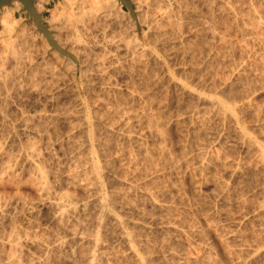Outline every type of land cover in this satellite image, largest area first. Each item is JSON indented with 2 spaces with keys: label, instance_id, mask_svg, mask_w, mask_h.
I'll return each mask as SVG.
<instances>
[{
  "label": "rangeland",
  "instance_id": "obj_1",
  "mask_svg": "<svg viewBox=\"0 0 264 264\" xmlns=\"http://www.w3.org/2000/svg\"><path fill=\"white\" fill-rule=\"evenodd\" d=\"M69 1L68 0H34V6L36 4L35 7H38V9H39L38 14H40L42 23L46 27L48 25L54 26V24H55V26H57L56 24L63 21V17H65L63 22L67 23V26H68L69 21L66 20V16L70 17L69 14H71L70 19H72L74 16H75L74 17L75 19H76V17L78 19H80L79 16L81 15L83 17V19H85V20H87L90 16L93 17V15H94L95 18L94 17L93 18H94L95 22L93 21L92 17H91L92 21L88 20V21H90V23H89V25H90L89 30L90 31L88 30V32H87L84 30H82V31L80 30V31H78L79 35L77 33L75 34L76 31L73 32L72 30H71L72 32L67 33V35L64 33V31H62V33H64L65 37L66 36H68V37L72 36L71 33H73V36L71 38L70 37L65 38L64 35L61 36V37H63V38H61V40H62L61 43H63V45L65 46L64 49H61V50L68 52L72 56V59L74 61V63L71 62L72 64L66 63L68 56L60 54L58 51H56V49L54 50V48H52L50 46V44L47 43L46 37L42 36L43 35L42 33L41 34H40V32L38 33V31L36 30V26L34 25L32 19H30L28 13L23 9L22 5L21 6L19 5L18 9L17 8L15 9V6H14V9L11 10L12 14L10 15V17H12V21L9 24H5L2 22L1 17L3 16V14L1 12H2L4 7H7V6L11 7L13 5V2L10 5H4V7L2 6L0 8V60H2V61H0V64H1L0 66L2 67V68L0 67V81L5 79L6 77L7 78L12 77V79L14 77L13 80L11 79V82L13 83V81H15L16 88L20 86L21 89L23 90V92H22V90L20 92H18V91H16L15 86L13 87L12 85H10L7 88L8 90L5 88L6 91L4 89V92H2L3 90H0V92H2L1 95L2 94L4 95V96L2 95V97H3L2 99H4L7 96L6 101L1 102L2 104L0 103L3 107L2 108L0 106V108L2 109V112H0L1 118H2V121H3V118H5V117L7 118V119L5 118L4 123L6 122L8 125L7 127H9V129H10L12 126L17 125V122L21 117L20 114H22V116H26L28 114H29V116H31L32 114L36 115L37 113H39V114L48 113L49 114L52 110H53V112L58 111V113H65L67 111H65V112H63V111L68 110L70 113L75 114L73 110L77 109L76 111H78L79 106L82 103H84V105H86V107H87V110H89L92 115H94V113H95L94 116L91 115L93 118V120L91 119V121L92 122L94 121L93 123H95V124H93L94 129L93 128L92 129H93V131H95L93 133H95V138L98 142L96 141L97 143H95L93 148L98 149V150L93 149L94 150L93 156H94V159H95V157L98 158V159H96V161L98 162V164L96 162L97 166H99V167H100V165L104 166V168L102 166L99 168L100 169L99 175L101 172H103L100 175V177L102 176V178H103L100 180L101 185H103L101 188H103L102 189L103 193L106 194V196L108 198H106V196H105L106 199L102 200L101 205H103L102 207L105 209L107 204L109 203V201H111V200L113 201L115 199L112 203L113 208L112 207H107V208H110V209H108V211H111L113 214L117 213L115 215L121 221V222L120 221L119 222L121 223L122 227H121V225L119 226L118 223L116 224L115 221H112L109 218H106V220L104 219L105 221L103 222V224H101L103 226H100V224L98 225L97 220L100 218L101 214L99 213V211L97 213L98 215L95 214L97 212L98 208L96 209V207H93V204L91 203L93 198H91V197L84 198L85 194L83 193V189H84L83 184H85V181H83V180H85L86 176H89V173L91 171L90 170L91 165H92L93 161H92L91 153H89V152L87 153L86 148L84 146H79V144H78L79 141L82 140L81 139L82 135L79 132L80 131L79 130V128H80L79 124H81L80 120L72 118L71 120L69 119L70 121L66 120L67 122L66 121H63V122L59 121L58 124H57V122H55L57 125L55 123H52L55 125L56 128H54V126L52 124L45 127L46 129L40 128L43 130V132L39 131L40 134L39 133L38 134L40 135V138L42 136V139L38 138L39 137V136H37L38 134L37 135L35 134L36 136L33 137L34 134L28 132V133H25L26 135L21 134V135H23L22 136L23 138L21 137V135H19L20 137H17L18 138V141H17V139L15 140L14 136L11 135L12 132H10L9 135L11 137L13 136L12 138L14 140L9 139V137H8L9 135L8 136L5 135V133H9V132H7V131L5 132V130H4L3 136L4 137L6 136L7 138L3 137L4 139H2V137H1L2 133H1L0 134V142L2 141L4 143L7 142L8 144H10L8 146V147H10V150L9 151L7 150V152H12V151L17 152V151H19L18 148H20V151H21V147L26 146V144L29 143V141H31V142H32V140L33 141L35 140V142L39 141L37 143L38 146L40 145L39 146L40 148L38 147L39 155L41 154L43 156L40 155L41 161H37L40 164V165H38L39 167L36 165L37 162H35L37 169H35L36 167L33 164V166H32V167H34L33 172H34V169L37 171L39 169L38 174L41 173L40 172V170H41L42 171L41 175L42 174L45 175V173L47 174L46 171H48V174L45 175V177L47 176L45 178V180L47 182V185L49 186L48 189H50L49 190L50 193L48 192L49 197H45L46 199H44V197H43V199L46 200L45 203L43 202L45 206L42 204L40 207H37L38 209H35L34 205H36V203H34V202L35 201L37 202L36 198L41 199L40 195L37 194L38 192L36 191V189L38 187L37 185H39L37 183V182H39V181H37L38 177L40 180V176L38 174H35L37 171H35L33 173L31 170L32 167H28V168L24 167L26 165V163H25V161L22 162V160L18 158L17 153H15V155H17L16 156L17 160L18 159L21 160L20 163L21 162L22 163L18 164L17 162L19 160L18 161L16 160V163L19 165V167H18V165H16V166L13 165L14 159L16 158V157L13 158L14 152L10 153V154H12L13 161H12V159H11V161L9 160L10 162L4 161V165L8 163V165L10 166L9 170L13 169L14 167H16V168H14L13 170H10V172H9V170L5 171L8 169V168H6V167H8V165L7 166L5 165L6 169L3 168V164H2V167H0L1 170L4 169L2 171L0 170V172H1L0 178L2 177L0 179V181H1L0 182V198H1L0 200L3 203L4 201L7 202V201H10L11 199L14 201V199L16 198L14 202L12 201V203L15 206L14 205L11 206L12 207L11 211H8V213H10V214L7 213L9 215V218H11V219L13 218L12 220H14V218H15V220L14 221L11 220L12 221L11 222L9 219V221L7 220L6 223H4L5 221L3 222L4 223L3 226L2 225L0 226V228H1L0 232L4 235L6 234L3 238L8 237L9 234H11V233L13 234V232L17 233L18 231L23 232L25 230H28V221L29 222L31 221V223H33V227L30 228L29 230H31L30 231L31 233H34L33 234L34 235V237H33L34 242L33 241L28 242L29 244L27 243L26 244L27 246L25 245L26 247L23 246L22 252H21L22 253L21 258H23V257L24 258L21 260L20 263L21 264H24V263L25 264H40V262L42 261L43 263L41 262V264H50V263L51 264H55V263L56 264H72V263L73 264H80V262H81L80 260H82V262L84 261L83 264H87L86 263L87 261L85 259L86 257L83 256V254H86V256L88 258V257H90L91 253L94 251V253L97 252L96 254H94V255H96L95 258L99 257L98 260H96L97 258L95 259L96 260V261H94L95 264H97V263L98 264H101V263L102 264H139V261L137 259L139 252H140L139 260L142 257L144 259H146L148 257V258H151L152 264H264V205L262 204V203H264V201H263L264 200V167L261 165L260 162H258L259 158L257 159V157H259V155L256 156L257 152L259 154L260 148L262 149V147H263V150H264V44H262V43H264V0H253V1L252 0H247V1L246 0H240V1L239 0H220V1L219 0H186V1L185 0H165V1L159 0L160 4L162 6H164L165 9H166L167 5L168 6L171 5V7L167 6L168 10H173V11H175V13H177V14L181 13V15H182V18L180 20L179 30L176 32L177 34H175L172 37V42L177 43V44L174 43L176 46H174L175 48L173 47V49H172L173 53H172V50H168V51H166L167 53L166 52L164 53L162 51V48L160 45L155 43L153 39H152L153 42L151 40L148 41V38L146 36V34L148 33L149 30H148V26H146L147 24L144 23V17L141 16L142 13L140 14V8H141V5L145 6V4H146L145 2L149 1V3H151V2L153 3V0H127L132 7L134 17H132L130 15L128 9L122 3H120L119 0H116L119 2V3L117 2L118 5H116V4L114 5L113 0H100L102 3L98 0H93L95 3L92 2V0L91 1L90 0H83V1L82 0H69ZM82 2H84V3H82ZM104 2H105V4L106 3H108V4L105 5ZM216 2H218V3L220 2V3L218 4ZM72 3H73V5H72ZM138 4H140V5H138ZM187 4H188V6H187ZM208 4L210 7L208 6ZM97 5H99L100 7ZM252 5H253V7H252ZM137 6H140V7H137ZM64 7H66L65 11H64ZM222 7L223 8L225 7L224 8L225 10ZM56 8L58 9V11H60V12L62 11L63 13H60V12L57 13L58 11ZM227 9H229V11ZM53 10H56V12L54 11L56 13L54 15H52ZM81 10L83 12H85V14ZM177 10L180 12H178ZM254 10L257 12H255ZM67 11H68V13H67ZM91 11H92V14L89 13ZM104 11L107 12L108 14L104 13ZM116 11H117V13H116ZM195 11H196V13H195ZM251 11H253V12H251ZM73 12H74V16H72ZM236 12H238V13H236ZM66 13H67V15H66ZM78 13H79V15H78ZM61 14H63L62 15L63 17L60 16ZM122 14L123 15L125 14L124 15L125 18L123 17ZM50 15L53 17L55 16L53 19L54 22L52 21V24L49 22V19L52 18ZM86 15H87V17H86ZM210 15H211V20H210ZM104 16H105V18H104L105 20L102 19ZM135 16L137 17V19L139 18L138 20H140L139 25L136 24L138 22H137V20H135L136 19ZM139 16L141 17V19ZM205 16H207V17H205ZM100 17H101V19H98ZM117 17H118V20L121 21L120 23L123 26H124V24H126L124 27L127 30L129 29L128 31L122 30L121 28H119L115 24L114 20L117 19ZM208 17H209V20L207 19ZM252 17H253V19L251 20ZM202 18H204V19L206 18L205 19L206 21ZM212 18H214L215 20H213ZM221 18H222V20H221ZM56 19H57V21H56ZM61 19H62V21H61ZM97 19L99 20L98 22L96 21ZM219 19L221 21H219ZM216 20H218V22ZM254 20H256V21H254ZM133 21L136 23L134 24ZM141 21H143V23ZM200 22H201V24H200ZM132 23H133V25H135V26H133L135 28L130 27V26H132ZM253 24H254V26L255 25L257 26V24H258L260 27L257 26V28L254 29ZM127 25L129 26V28ZM98 26H100V27H98ZM208 26H210L212 28L211 29V30H213V31H211L212 33L210 32V30H208V29H207L208 31L206 30V28H208ZM249 26H250V28H249ZM17 27H19V28H17ZM21 29H22V32H21ZM236 30H237V33L235 32ZM240 30H241V33H240ZM196 31H197V33H196ZM206 32H207V34H206ZM215 32L216 33L218 32V33L216 34ZM203 34H204V36H203ZM112 35H113V37H111ZM22 36H24V37H22ZM132 36L136 37L140 42H143V44L147 46L146 48H148V47H150V48H152V47L156 48L157 47L158 48L159 47L158 49L157 48L156 49L158 50L157 53H159V54H157L158 59L159 60L161 59V60H160V64L154 65V66H152L153 68L152 67L150 68L151 69L150 72L152 71V69L154 71L151 72V78H150L151 83L149 82L148 84H150V86L149 87L147 86V87L150 90L152 89L155 91V93L153 91L154 95H153V98H151V99H153V101L142 98V96H143L142 93L144 92V90L141 86L142 85L141 82H138V80H135V82L137 84L134 83V85L131 86L130 84L127 85L128 80H126L124 78L123 79L120 78L121 79L120 80L119 78H116V77L114 78V76L111 77L112 82L116 83V84L113 83V85H115V86H113V88H115V90L118 91L119 95L121 94V96L122 97L124 96V98H126V100H127V101L125 100L126 104H124V102H121L119 105V108H121V111L123 110V112L127 111L134 118L133 123H134L135 127H132L133 129H131L129 132H127V131L125 132L124 127L123 128L121 127L123 122L121 121L122 119L119 118L120 115H118V114L114 115V111L109 112V110H114V107L117 106L116 102H113V103L111 102V101H116L114 99L115 97L113 98V96L111 94L109 95V93H111V92H109L108 95L105 94L102 97L97 96L100 92L98 90L100 88V86L97 84L99 82L97 79H93L92 77L90 78V85L91 86L93 85L92 88L89 87V85L87 84L88 83L87 81H85V82L83 80H82L83 82L80 81L81 79H79L80 76L78 77V73H80L79 72L80 67H82V66L84 67V64L81 62L83 59V57H82L83 54L81 53L82 51L80 50V45H82V43L84 44L87 42L86 44L88 46L91 45V47H94L93 49L96 52L97 50L99 51V47L97 45L100 42H98V41L103 40L100 43V44H102L104 42V40L105 41H108V40L109 41L110 40L111 41H114V40L117 41V40H119V38H122V37H123L124 41L125 40L129 41L130 40L129 38L133 39ZM246 36H248V37H246ZM41 37H44L46 43L48 44V46H50L49 49H47V47L44 46L46 43L45 44L43 42L41 43V39H42ZM75 38H77L78 41H75L76 40ZM111 38L114 40H112ZM125 38H127V39H125ZM73 39H74V41H73ZM221 39H224V40H221ZM23 40H25V41H23ZM30 40H31V42H30ZM252 40H253V42H252ZM9 41H11L12 43ZM179 41H181V42H179ZM200 41H201V43H200ZM204 41H205V43H204ZM79 42H80V44H79ZM196 42L198 44H195ZM246 42H248V43H246ZM10 43H11V45H10ZM182 43H183V45H182ZM11 46L12 47L14 46L13 49H16L18 52V54H16V57L19 56L17 58V60L15 58H13L14 57L13 55H11V53H12L11 52L12 51ZM192 46L195 47V50L193 52L191 49H189V48H192ZM198 46H200V47L197 48ZM20 47H22V48H20ZM178 47H179V49H178ZM186 47H189V48H186ZM66 48L72 49V51L74 50L75 52L74 51L73 52L77 55V57L74 54L70 53ZM183 48H184V50H183ZM51 49L56 51V53H52L53 51ZM28 50H29V52H28ZM2 51H4V53ZM42 51H43V54H42ZM78 51H79V53H77ZM220 51H221V53H219ZM255 51H256V53H255ZM95 52H94V54L97 53V52L96 53ZM174 53H176V54H174ZM97 55H99V53ZM194 55H196V56H194ZM49 56H51V57H49ZM71 56H70V58H71ZM95 56L96 55H94L93 57H95ZM48 57H49V59H48ZM192 57L194 59H192ZM125 58L126 57H125L124 53L120 52V57H119L118 63L120 64V62H121V65L124 66V68H126L127 66L129 67V58L128 57L126 59ZM13 59H14V62H13ZM15 61L17 63L18 62L19 63L16 64ZM92 61H94V62H92ZM92 61H90V62L91 63L96 62L95 60H92ZM161 61L163 64L161 63ZM62 62H64V63H62ZM210 64H211V66H210ZM55 65L57 67H54ZM218 65H219V67H218ZM42 66H43V69H42ZM69 66H70V68H69ZM38 67H40V68H38ZM26 68H28V69H26ZM33 68L35 69V71L33 70ZM208 68H209V70H208ZM219 68H220V71H219ZM1 69H3V70H1ZM53 69H54V71H53ZM13 71H14V73H13ZM16 71H18V72H16ZM27 71H28V73H27ZM66 71H67V73H66ZM31 72H33V74ZM43 72H44V74H43ZM208 72H209V74H208ZM35 74H36V76H35ZM49 74H51V75H49ZM52 74H54V75H52ZM155 74H157V75H155ZM217 74H220V75H217ZM4 75H5V77H4ZM201 75H202V77H201ZM209 75L211 78L209 77ZM154 78H156V79H154ZM48 79H49V81H47ZM239 79H241V80H239ZM94 80H96V81L93 83H96V84H92V81H94ZM191 80H192V82H191ZM50 81H51V83H50ZM42 82L43 83L45 82V83L43 84ZM125 82H127V83H125ZM154 82H155V84H154ZM38 84H40L39 85L40 87L38 86ZM13 85H14V83H13ZM28 85H29V87H28ZM33 85H34V87H33ZM210 85H211V87H210ZM37 86H38V88H36ZM137 87H139V88H137ZM32 88H33V90H32ZM67 88H68V90H67ZM35 89H37L38 91ZM42 89H44L43 92H41ZM90 89H93V90H90ZM92 91L93 92L95 91L94 94ZM140 91H142V92H140ZM230 91H232V92L230 93ZM133 92L136 96L133 94ZM215 92H217V93H215ZM8 93L10 95H8ZM17 93H19V94H17ZM43 94H45V95H43ZM126 94H128V95H126ZM164 94H166V95H164ZM16 95H18V96H16ZM20 95L21 96L23 95L25 99L23 97H21ZM199 95L200 96L202 95V96L200 97ZM28 96H30V98ZM110 96L112 98H110ZM196 96H199L200 98L196 97ZM128 97H129V100H128ZM206 97H207V99H206V101H204L205 99H203V98H206ZM211 97L213 100H215L217 102H221L222 105L225 104L224 105L225 109H223L224 111H222V109L217 110V108L215 109V108L210 107L211 108L210 109L208 107L207 100H209V99L211 100ZM48 98H50V100ZM74 99L76 101H78L79 103L81 102V104L77 103L76 101H73ZM70 100L74 102L73 103L74 105L72 104V102H70ZM86 100H87V102H86ZM92 100H93V102H92ZM107 100L110 102L108 103ZM201 100H203V101H201ZM148 101L151 102V105L153 104L152 106H150V107L154 108V110H151V112H149L150 109L148 110L147 108H145L146 110H148V112L145 109H142L145 106V103H147ZM40 102H42V104ZM55 102H57V103H55ZM75 103L78 105H76ZM89 103H91V106ZM110 104H112V105H110ZM113 105H114V107H113ZM6 106H7V110L10 112V114L7 110H5ZM110 106H111V108H110ZM230 106L231 107L233 106L232 107L233 110ZM212 109H215V111ZM226 109L228 111H225ZM230 109H231V111H230ZM41 110H43V111H41ZM71 110H72V112H71ZM155 110L160 112V115L158 114L157 116H159V117H157V118H159V119L161 118L159 121L161 122V125L163 124L162 126L165 129V135H164L165 138H162V136H158L157 133H155V132H150L149 130H147L144 127V124H142V122H143L142 121L143 120L142 115H144L143 112L146 111L145 113H152V111L156 112ZM59 111H61V112H59ZM92 111H94V112H92ZM95 111H97V112H95ZM101 111H103V112H101ZM220 111H221V113H220ZM236 111L238 114L236 113ZM5 112H6V114H5ZM99 112L102 113L101 114L102 116L99 115ZM107 112H109V113H107ZM96 113L98 115H96ZM103 113L104 114L106 113V114L104 115ZM204 113H205V115H204ZM215 113H217V114H215ZM14 114L19 119H16L17 117L14 116ZM161 114H163V115H161ZM19 115H20V117H19ZM9 116H11V117H9ZM12 116H14V117H12ZM109 116H111V117H109ZM232 116H234V117H232ZM237 116H238V118H237ZM112 117L115 119H113ZM189 117H190V119H189ZM191 117H192V119H191ZM15 119H16V121H15ZM119 119H121V120H119ZM196 119H198V120L196 121ZM240 119H242V120H240ZM72 120H73V122H72ZM2 121L0 120V122H1L0 131L3 132V129H1ZM114 121H115V123H114ZM120 121L122 122L121 125H120ZM69 122L72 125L73 124H75V125L72 126V125H70ZM99 122L101 124H98ZM112 122H113V124H111ZM76 123H78V124L76 125ZM99 125H101V126L99 127ZM103 126H105V127H103ZM120 127H121V129H120ZM243 127L245 128V130H243ZM112 128L115 130H112ZM11 129H13V127ZM40 129L38 128V130H40ZM44 129H45V131H44ZM51 129H54L57 131H54V130L52 131ZM49 130H51V131H49ZM240 130H241V133L238 132ZM46 131H47V133H46ZM75 131H76V133H75ZM99 131L101 134L99 133ZM115 131H117V132H115ZM246 131L249 133H246ZM48 132L50 133L51 136L48 134ZM96 132H98L99 134H97ZM104 132H105V134H103ZM146 132H147V134H146ZM73 133H74V135H73ZM144 133L146 136L144 135ZM252 133L255 137L252 135ZM69 134H70V136H69ZM71 134L74 137H76V136H78V137L74 138ZM78 134L80 135V137ZM107 135L108 136L110 135L109 139H107L108 138ZM111 135L113 137V143H112ZM129 135L134 137L132 145L127 144L124 141V139L127 138V137L124 138V136H129ZM43 136H45V137L47 136V137L45 138ZM97 136H99V138ZM242 136H244V137L242 138ZM118 137H119V139H118ZM132 137H130V138H132ZM145 137L147 140L145 139ZM19 138L21 140H19ZM47 138H49V139H47ZM79 138H80V140H78ZM37 139H39V140H37ZM74 139L77 141H75ZM105 139L109 140V142L111 141L110 142L111 144L108 143L109 145H106L108 141ZM244 139H245V141H244ZM3 140H5V141H3ZM11 140L14 142V145L16 144L15 146L13 144H11L12 143ZM45 140H46V142H45ZM22 141H24V142H22ZM72 141L75 142V144ZM2 142L0 143V145L3 144ZM17 142H19L18 145H17ZM102 142H104L106 147L103 145ZM135 142H136L137 146L135 145ZM138 143H140L142 145H140ZM238 143H239V145H238ZM245 143L250 144L251 146L247 145ZM11 145H13L14 147H12ZM98 145H100V147ZM101 145H102V148H101ZM232 145H233V147H235V150L232 147ZM125 146H126V149H125ZM227 146H229V147H227ZM257 146H258V148H257ZM82 147H84V148H82ZM98 147L101 149V151ZM110 147H111V149H110ZM127 147H129V148L127 149ZM27 148H28V144L26 146V150H27ZM44 148H45V150H44ZM108 148H109V150H108ZM117 148L120 150L117 151ZM122 148L124 150H127V151L129 150L128 152L131 151L130 153L132 154V156L130 153H128L129 155H127L126 154L127 152L123 151ZM220 148H221V150H220ZM102 149H104V151ZM140 150H144V152L140 151ZM69 151H71V152H69ZM77 151H79V152H77ZM81 151L84 153H82ZM201 151H202V153H201ZM21 152H20L21 154L19 153L21 155V157L24 154H26L25 158L28 159L27 157L29 156V149L26 152L23 150ZM95 152H97V153L95 154ZM118 152L119 153L121 152V153L119 154ZM138 152L141 155V157L138 154ZM144 153L152 155V158H153L152 159L153 160L152 165L153 166L151 164L149 165L148 163H145L146 161H144V156H143ZM206 153H207V155H206ZM78 154H79V156L81 154V156L80 157L77 156ZM227 155H229V156L227 157ZM75 156H77V157H75ZM129 156H131L133 158H131V157L129 158ZM117 157L118 158L121 157L120 159H122L123 157L124 158L122 159V161L119 159V163H118ZM170 157H173V158H170ZM255 157L258 161L255 160ZM73 158H75V159H73ZM132 159H134V161ZM164 159H165V161H164ZM39 160H40V158H39ZM85 160H87V161H85ZM131 160H132V162H131ZM75 161H77V162H75ZM127 161L131 162L129 164H132V163L133 164L129 165ZM253 161L255 163H252ZM256 161L258 162V164L256 163ZM120 162H122V163H120ZM125 162H126V164H128L127 166H126ZM86 163H89V164L91 163V164L87 165ZM113 163H115V164H113ZM11 164L14 167H12ZM43 164L44 165L46 164V165L44 166ZM84 164L87 165V167ZM257 165H258V168L256 167ZM41 166L43 169L45 168L46 171L43 169H40ZM49 166H50V171L48 170ZM51 166H52V168H51ZM53 166H54V168H53ZM78 166H79V168H78ZM120 166H121V168H120ZM146 166H148V167H146ZM254 166H255V168H254ZM21 167H24L25 170L31 168L28 170V174H27L28 177L25 174V173H27V171H25ZM261 167H263V168H261ZM55 168H56V170H55ZM86 168H87V172L85 170ZM106 168H107V170H106ZM129 168H130V170H129ZM145 169H147V170H145ZM57 170H59V171L57 172ZM81 170H82V172H81ZM135 170H136V172H135ZM18 171H21V172H19L20 175L18 174ZM23 171H25V173H24V175H22V177H20L21 174H23ZM43 171H44V173H43ZM78 171L81 175L80 174L78 175ZM151 171H153V172H151ZM11 172H13L12 175H11ZM253 172L255 174H257L258 176L255 175ZM29 173L32 175H30ZM54 173L57 175L55 176ZM82 173H83L84 177H83ZM242 173H244L245 175ZM3 174H4V176H3ZM13 174H14L16 179H13L14 178V177H12ZM249 174H251V176ZM37 175H38V177H36ZM153 175H154V177H153ZM254 175H255V177H254ZM80 176H82V177H80ZM121 176H123V177H121ZM47 178H48V180H47ZM60 179H63V180H60ZM75 179H77V180H75ZM159 180H161V181H159ZM154 181H155V184L153 183ZM147 183H148V185H147ZM135 185H136V187H135ZM151 185L154 187L150 188ZM104 190H106V191H104ZM155 191H156V193H155ZM120 192H121V194H120ZM157 194H159V195L157 196ZM13 195H15V196H13ZM36 195H37V197H36ZM60 195H62V196H60ZM149 195L150 196L152 195L153 197L152 196L150 197ZM123 196H125V197H123ZM128 196L130 197L129 198L130 201L128 200ZM9 197H10V200H8ZM62 197H63V199H62ZM65 197L67 199H65ZM54 198L56 200H54ZM107 199H110V200H108V202L106 204L104 202H105V200L107 201ZM81 200H83V202ZM88 200L90 201V203L92 205L88 206L90 209L88 207H86V209H85L84 205L87 204V202H89ZM131 201H132V203H131ZM145 201H147V202H145ZM161 201H163V202H161ZM62 202H64V203H62ZM65 202H66V204H65ZM116 202H117V204H116ZM32 203H34V204H32ZM58 203H60V206ZM70 203H71L72 208L75 207L73 205H76L78 203L76 205L77 206V208H76L77 212L72 211L73 212V214H72V212H71L72 208H70V211H68L69 209L66 207H70ZM73 203H75V204H73ZM82 203H84V204H82ZM90 203H89V205H90ZM120 203H122V204H120ZM161 203H162V205H161ZM64 205H67V206L64 207ZM27 206H28V208H27ZM82 206H83V208H82ZM124 206H126V207H124ZM14 207H15V209H14ZM46 207H48V208H46ZM80 208L84 209L85 212L83 210H81ZM111 208L113 209V211L111 210ZM32 209H34V210H32ZM64 209H66L68 212H65ZM166 209H168L169 213H167L168 211L166 212ZM171 210L175 213H172ZM78 211H79V213H78ZM102 211L107 212V210H102ZM12 212H14V213H12ZM15 212H16V214H15ZM57 212H58V214H57ZM83 212L85 213L84 215H83ZM92 212H94V213H92ZM141 212L143 214H141ZM67 213H68V215H67ZM10 215H12V216L10 217ZM86 215L88 216V218H90L89 220H88ZM160 215H161V217H160ZM62 216H64V217H62ZM81 216H82V219H84L83 221L81 219ZM96 216H99V218ZM127 216H128V218H127ZM37 218H38V220H37ZM61 218H63V219H61ZM85 218H87V219H85ZM35 219H36V221H35ZM74 219H75V221H74ZM54 220H55V222H54ZM86 220H87V222H86ZM90 220H92V221H90ZM16 221H17V223H16ZM76 221H77V223H76ZM166 221L167 222L169 221L168 222L169 224ZM62 222H64V224ZM73 222L75 224H77L76 227H75V224ZM81 222H83V223H81ZM88 222H89V224H88ZM147 222H149V223H147ZM85 223L88 225H86ZM125 223H127V224L124 227ZM161 223L163 224L162 227H161V225H162ZM165 223L167 224L166 225V228L168 227L167 229H165V226H164ZM25 224H26V226H25ZM78 224H79V226H78ZM128 224H130V225H128ZM134 225L136 226L137 230H136ZM15 226L17 227V229ZM19 226H20V228H19ZM81 226L83 228L82 230H81ZM85 226L88 230L87 229L85 230V228H84ZM127 226H128L129 230L126 229ZM69 227H72V228H70L71 230L69 229ZM101 227L104 228V230L106 232ZM48 228H49V230H48ZM105 228H107V229H105ZM169 228L171 230H169ZM72 229H74V230L72 231ZM15 230H17V231H15ZM41 230H43V231H41ZM83 230H84V234L87 231H88V233H86V234H89V233L90 234L89 235L85 234V236H83L84 237L83 238L81 236V235H84V234H82ZM117 230H119V231H117ZM165 230H168L167 231L168 234L166 233ZM4 231H6V233H4ZM9 231H11V232H9ZM120 231H123L126 234H129L131 232L130 236H132L131 238H133V239H135L138 236V238H136L135 240L132 239V243H131L130 248H129L130 245H127L126 242H125V244H126L125 245L124 241L121 240L120 237H118V236H120V233H119ZM171 231H172V233H171ZM182 231H183V233H182ZM39 232H41V233H39ZM188 232L191 235L188 234ZM46 233H48V234L46 235ZM75 233H77V234H75ZM94 233L95 234L97 233V235L99 234L98 235L99 237L94 235ZM106 233H107V235H106ZM132 233L133 234L135 233V234L133 235ZM67 234H69V235H67ZM113 234L116 236L113 237ZM145 234L148 235L149 237L146 236ZM93 235L95 236V238H93L94 237ZM135 235H137V236H135ZM260 235H261V237H260ZM262 235H263V237H262ZM42 236H44V237H42ZM91 236H93V237H91ZM141 236H142V238H141ZM257 236H259V238ZM96 237H97L96 241L99 243V245H97L98 244L97 242H96L97 244H95V245H94V243H92L93 240L96 239ZM78 238H80V239H78ZM89 239L92 240V242H90ZM99 239L101 242H99ZM120 240L122 243L120 242ZM85 241H88L89 244L90 243L91 244L89 245V244H87L88 242H85ZM32 242L34 243V245L32 244ZM36 242H38V244ZM164 242H167L168 244H166ZM71 243L72 244L75 243V244L72 245ZM81 243H82V245L85 243L86 246L84 244L83 245L84 247H83L81 245ZM189 243L191 244V246ZM147 244H148V247H147ZM93 245L94 246L97 245V246L93 247ZM164 245L166 247L167 246L168 247L166 248ZM80 246L84 250H87V249L89 250V251L87 250L88 252H85L82 255L80 254V256H83V257H80L79 255L77 257L76 251L78 250V248ZM92 247H93V249H91ZM149 247H150V250H149ZM151 247L153 248V250ZM141 248L144 249V251ZM52 249H53V251H52ZM74 249L75 250L77 249V250L75 251ZM133 249H135V252ZM39 250H41V251H39ZM58 250H60V251H58ZM258 250H259V252H258ZM61 251H63V252H61ZM64 251L68 252L70 256L68 255V253H64ZM53 252H55V253L53 254ZM75 252H76V254H74ZM135 253H138V254H135ZM148 253L149 254L151 253V254L149 255ZM172 253L174 254V257H173ZM40 254H41V256H40ZM63 254H65V257ZM169 254L171 256H169ZM29 255H30V257H29ZM71 255H72V258H71ZM97 255H100V256H97ZM149 256H151V257H149ZM66 257H68V258H66ZM82 258H84L85 260ZM148 258H147V260H149ZM152 258L154 260H152ZM184 258H185V260H184ZM25 259H26V261H25ZM44 259H45V262L47 260L48 261L46 263H44ZM70 259H72L71 260L72 262L70 261ZM88 259L90 260V258H88ZM101 259H102V261L100 262ZM110 259H111V261H110ZM38 260H40V261H38ZM56 260H58V261H56ZM76 260H78V261H76ZM178 260H180V261H178ZM73 261H75V263ZM182 261H184V262H182ZM149 263H150V261H149Z\"/></svg>",
  "mask_w": 264,
  "mask_h": 264
},
{
  "label": "bare ground",
  "instance_id": "obj_2",
  "mask_svg": "<svg viewBox=\"0 0 264 264\" xmlns=\"http://www.w3.org/2000/svg\"><path fill=\"white\" fill-rule=\"evenodd\" d=\"M69 1V0H68ZM83 1V0H82ZM91 1V0H90ZM98 1H100V0H98ZM97 1V2H98ZM163 1H165V0H163ZM186 1V0H185ZM220 1V0H219ZM240 1V0H239ZM247 1V0H246ZM253 1V0H252ZM70 2V1H69ZM92 2H94L93 0H92ZM101 2V1H100ZM99 2V3H100ZM118 1H116V0H113V3H114V5L116 4V5H118V3H117ZM138 2V1H137ZM143 2V1H142ZM151 2V1H150ZM170 2V1H169ZM184 2V1H183ZM207 2V1H206ZM209 2V1H208ZM213 2V1H212ZM228 2V1H227ZM58 3V2H57ZM64 3V2H63ZM82 3H84V2H82ZM95 3V2H94ZM102 3V2H101ZM139 3V2H138ZM146 3V4H145ZM144 4H145V6H142L141 5V8H140V14H141V16H143L144 17V23L145 24H147L146 26H148V33L146 34V36H147V38H148V41L149 40H151L152 41V39L154 40V42L155 43H157L158 45H160L161 46V48H162V51L165 53L166 51H168V50H172L173 49V47L174 46H176L175 44H177V43H173L172 42V37L175 35V34H177L176 32L179 30V25H180V20H181V18H182V15H181V13H175V11H173V10H168V8H167V6H166V9L164 8V6H162L161 4H160V2H159V0H153V3L151 2V3H149V1L148 2H145ZM163 3V2H162ZM166 3V2H165ZM177 3V2H176ZM180 3V2H179ZM194 3V2H193ZM216 3H218V2H216ZM220 3V2H219ZM218 3V4H219ZM226 3V2H225ZM240 3V2H239ZM251 3V2H250ZM59 4V3H58ZM89 4V3H88ZM104 4H105V2H104ZM106 4H108V3H106ZM105 4V5H106ZM167 4V3H166ZM185 4V3H184ZM210 4V3H209ZM209 4H208V6H209ZM212 4V3H211ZM237 4V3H236ZM235 4V5H236ZM256 4V3H255ZM19 5L21 6L22 5V3L20 2V1H17V0H14L13 1V5L11 6V7H9V6H7V7H4L3 8V10H2V14H3V16L1 17L2 18V22L3 23H5V24H9L11 21H12V17H10V15L12 14V11L11 10H13L14 9V6H15V9L17 8H19ZM71 5V4H70ZM72 5H73V3H72ZM113 5V6H114ZM138 5H140V4H138ZM170 5V4H169ZM190 5V4H189ZM229 5V4H228ZM249 5V4H248ZM258 5V4H257ZM35 6H36V4H35ZM34 6V7H35ZM78 6V5H77ZM97 6H99V5H97ZM187 6H188V4H187ZM212 6V5H211ZM230 6V5H229ZM245 6V5H244ZM256 6V5H255ZM68 7V6H67ZM70 7V6H69ZM94 7V6H93ZM100 7V6H99ZM98 7V8H99ZM108 7V6H107ZM120 7V6H119ZM137 7H140V6H137ZM168 7H171V5L170 6H168ZM173 7V6H172ZM181 7V6H180ZM207 7V6H206ZM210 7V6H209ZM227 7V6H226ZM234 7V6H233ZM248 7V6H247ZM252 7H253V5H252ZM258 7V6H257ZM261 7V6H260ZM65 8L66 7H64V11H65ZM83 8V7H82ZM194 8V7H193ZM220 8V7H219ZM223 8V7H222ZM225 8V7H224ZM223 8V9H224ZM35 10H36V12L37 13H39V9H38V7H35L34 8ZM44 9V8H43ZM57 9V8H56ZM73 9V8H72ZM79 9V8H78ZM85 9V8H84ZM117 9V8H116ZM120 9V8H119ZM123 9V8H122ZM179 9V8H178ZM234 9V8H233ZM60 10V9H59ZM71 10V9H70ZM77 10V9H76ZM93 10V9H92ZM95 10V9H94ZM139 10V9H138ZM181 10V9H180ZM199 10V9H198ZM197 10V11H198ZM216 10V9H215ZM221 10V9H220ZM225 10V9H224ZM228 11H229V9H227ZM232 10V9H231ZM11 11V12H10ZM56 12V10H53V13H52V15H54V14H56L55 12ZM57 11H58V9H57ZM72 11V10H71ZM82 11V10H81ZM90 11V10H89ZM100 11V10H99ZM106 11V10H105ZM104 11V13H107V12H105ZM118 11V10H117ZM117 11H116V13H117ZM178 11V10H177ZM190 11V10H189ZM193 11V10H192ZM207 11V10H206ZM243 11V10H242ZM246 11V10H245ZM244 11V12H245ZM255 11V10H254ZM60 11H58L57 13H59ZM78 12V11H77ZM83 12V11H82ZM120 12V11H119ZM123 12V11H122ZM178 12H180V11H178ZM199 12V11H198ZM217 12V11H216ZM220 12V11H219ZM223 12V11H222ZM227 12V11H226ZM251 12H253V11H251ZM255 12H257V11H255ZM60 13H63L62 11L60 12ZM67 13H68V11H67ZM67 13H66V15H67ZM84 14H85V12H83ZM89 13H91L92 14V11L91 12H89ZM195 13H196V11H195ZM202 13V12H201ZM218 13V12H217ZM236 13H238V12H236ZM240 13V12H239ZM65 14V13H64ZM73 15L72 16H74V12L72 13ZM77 14V13H76ZM82 14V13H81ZM108 14V13H107ZM136 14V13H135ZM189 14V13H188ZM205 14V13H204ZM211 14V13H210ZM244 14V13H243ZM256 14V13H255ZM63 14H61L60 16H62ZM70 15V17H71V14H69ZM78 15H79V13H78ZM83 15V14H82ZM113 15V14H112ZM115 15V14H114ZM123 15V14H122ZM125 15V14H124ZM123 15V17L125 18V16ZM194 15V14H193ZM222 15V14H221ZM230 15V14H229ZM240 15V14H239ZM51 16V15H50ZM81 16V15H80ZM79 16V18L80 19H78L77 17H76V19L73 17L72 19H70V17L68 16H66V20H68L69 21V23H68V26H67V23H64L63 21H64V19H65V17H63V21H62V19H61V21L62 22H57L58 24H56L57 26H55V24H54V26L52 25H48L47 27H46V29L48 30V32H49V34L51 35V37H52V40H54V42H55V44H56V47L57 48H59V49H64V45H63V43H61V38H63V37H61L62 35H64V33L67 35V33H69V32H74V31H76L75 32V34L77 33L78 34V31H82V30H84V31H87L88 32V30H89V23H90V21H92L91 20V17L92 16H90L87 20H85V19H83V17L81 18ZM120 16V15H119ZM130 16V15H129ZM190 16V15H189ZM208 16V15H207ZM207 16H205V17H207ZM243 16V15H242ZM247 16V15H246ZM52 18L51 19H49V22L52 24V21H53V19H54V17L53 16H51ZM57 17V16H56ZM61 17V18H62ZM86 17H87V15H86ZM93 17H94V15H93ZM92 17V18H93ZM109 17V16H108ZM122 17V18H123ZM136 17V16H135ZM140 17V16H139ZM234 17V16H233ZM95 18V17H94ZM94 18H93V21H94ZM105 18V16L102 18V19H104ZM184 18V17H183ZM200 18V17H199ZM216 18V17H215ZM238 18V17H237ZM242 18V17H241ZM20 19V18H19ZM31 19V18H30ZM98 19H101V17L100 18H98ZM96 20L97 22L99 21V20ZM139 19V18H138ZM137 19V17H136V19L135 20H137V22L138 23H136V22H134L133 21V23L135 24H140V20H138ZM140 19H141V17H140ZM202 19H204V18H202ZM206 19V18H205ZM204 19V20H205ZM208 20H209V17L207 18ZM213 20H215L214 18H212ZM249 19V18H248ZM253 19V17L251 18V20ZM48 20V19H47ZM88 20H90V21H88ZM105 20V19H104ZM184 20V19H183ZM210 20H211V15H210ZM221 20H222V18H221ZM220 19H219V21H221ZM56 21H57V19H56ZM102 21V20H101ZM200 21V20H199ZM203 21V20H202ZM206 21V20H205ZM217 22H218V20H216ZM235 21V20H234ZM254 21H256V20H254ZM29 22V21H28ZM32 22V21H31ZM48 22V23H49ZM54 22V21H53ZM95 22V21H94ZM93 22V23H94ZM106 22V21H105ZM114 22H115V24L119 27V28H121L122 30H127L124 26L126 25V24H124V26L120 23L121 21H119L118 20V17H117V19H115L114 20ZM142 23H143V21H141ZM183 22V21H182ZM213 22V21H212ZM230 22V21H229ZM251 22V21H250ZM15 23V22H14ZM104 23V22H103ZM107 23V22H106ZM133 23H132V26H130V27H133V26H135V25H133ZM207 23V22H206ZM240 23V22H239ZM238 23V24H239ZM183 24V23H182ZM200 24H201V22H200ZM212 24V23H211ZM224 24V23H223ZM237 24V25H238ZM241 24V23H240ZM256 24V23H255ZM94 25V24H93ZM213 25V24H212ZM236 25V24H235ZM16 26V25H15ZM22 26V25H21ZM45 26V25H44ZM110 26V25H109ZM128 26V25H127ZM207 26V25H206ZM205 26V27H206ZM211 26V25H210ZM210 26H208V28H206V30L208 29V30H210V32L211 31H213V30H211L212 28L210 27ZM245 26V25H244ZM253 26H254V24H253ZM252 26V27H253ZM257 26H259L258 24H257ZM257 26L255 25L254 26V29H256L257 28ZM262 26V25H261ZM12 27V26H11ZM28 27V26H27ZM96 27V26H95ZM98 27H100V26H98ZM236 27V26H235ZM247 27V26H246ZM260 27V26H259ZM17 28H19V27H17ZM26 28V27H25ZM32 28V27H31ZM34 28V27H33ZM102 28V27H101ZM116 28V27H115ZM128 28H129V26H128ZM133 28H135V27H133ZM181 28V27H180ZM249 28H250V26H249ZM24 29V28H23ZM238 29V28H237ZM241 29V28H240ZM261 29V28H260ZM72 30V31H71ZM96 30V29H95ZM105 30V29H104ZM119 30V29H118ZM129 30V29H128ZM127 30V31H128ZM204 30V29H203ZM207 30V31H208ZM251 30V29H250ZM9 31V30H8ZM62 31H64V33H62ZM90 31V30H89ZM92 31V30H91ZM11 32V31H10ZM21 32H22V29H21ZM203 32V31H202ZM236 33H237V30L235 31ZM257 32V31H256ZM261 32V31H260ZM25 33V32H24ZM35 33V32H34ZM39 33V32H38ZM125 33V32H124ZM128 33V32H127ZM132 33V32H131ZM146 33V32H145ZM180 33V32H179ZM196 33H197V31H196ZM212 33V32H211ZM216 33V32H215ZM218 33V32H217ZM216 33V34H217ZM240 33H241V30H240ZM32 34V33H31ZM41 34V33H40ZM72 34V36H73V33H71ZM108 34V33H107ZM114 34V33H113ZM144 34V33H143ZM201 34V33H200ZM206 34H207V32H206ZM251 34V33H250ZM259 34V33H258ZM261 34V33H260ZM70 35V34H69ZM79 35V34H78ZM120 35V34H119ZM136 35V34H135ZM223 35V34H222ZM238 35V34H237ZM255 35V34H254ZM253 35V36H254ZM42 36H44V35H42ZM72 36H69L70 38L72 37ZM76 36V35H75ZM125 36V35H124ZM129 36V35H128ZM178 36V35H177ZM203 36H204V34H203ZM206 36V35H205ZM245 36V35H244ZM243 36V37H244ZM22 37H24V36H22ZM31 37V36H30ZM45 37V36H44ZM44 37H41L42 39H41V43L43 42L44 44L46 43V41H45V39H44ZM64 37H65V35H64ZM66 37H68V36H66ZM65 37V38H66ZM68 37V38H69ZM78 37V36H77ZM83 37V36H82ZM92 37V36H91ZM111 37H113V35L111 36ZM118 37V36H117ZM131 37V36H130ZM133 37V36H132ZM231 37V36H230ZM237 37V36H236ZM246 37H248V36H246ZM26 38V37H25ZM36 38V37H35ZM176 38V37H175ZM182 38V37H181ZM197 38V37H196ZM201 38V37H200ZM205 38V37H204ZM233 38V37H232ZM252 38V37H251ZM256 38V37H255ZM259 38V37H258ZM27 39V38H26ZM76 40L75 41H78V39L77 38H75ZM81 39V38H80ZM79 39V40H80ZM90 39V38H89ZM112 39V38H111ZM125 39H127V38H125ZM130 40L129 41H124V39H123V37L122 38H119V40H117V41H115L114 39H112V40H114V41H105L104 40V42L102 43V44H100L101 43V41H103V40H101V41H98V42H100V43H98V47H99V51L96 53L95 51H94V47H91V45L90 46H88L86 43H82V45H80V50L82 51H80L82 54H83V59H82V63L84 64V67L82 66V67H80V73H78V77L80 76V78L79 79H81L80 81L81 82H85V81H87L86 83L89 85V87L90 88H92V86L90 85V78L92 77L93 79H97L99 82L97 83L99 86H100V88L98 89L100 92H99V94L97 95V96H100V97H102V96H104L105 94H107L108 95V93L109 92H111V93H109V95L111 94L112 96H113V98L116 100V101H111L112 103L113 102H116V104H117V106H115L114 107V105H113V107H114V110H109V112L110 111H114V115L116 114H118V115H120V117L119 118H121V119H119V120H121L120 121V125H121V123H122V128L124 127V130H125V132L127 131V132H129L131 129H133L132 127H135L134 126V123H133V117L130 115V113H128L127 111L125 112H123V110L121 111V108H119V105H120V103L121 102H124V104H126L125 103V100H126V98H124V96L122 97L121 96V94L119 95V93H118V91H116L115 90V88H113V86H115V85H113V83L114 82H112V79H111V77H113L114 76V78L116 77V78H124V79H126V80H128V83L127 82H125V83H127V85L128 84H130L131 86H133L134 85V83H136L135 82V80H138V82H141V86H142V88H143V90H144V92L142 93V98H145V99H147V100H152L153 101V99H151V98H153V91L154 90H150L148 87L150 86V84H148L149 82L151 83V72H153L154 70L152 69V71L150 72V68L152 67V66H154V65H158V64H160V60L158 59V55L157 54H159V53H157L158 52V48L156 49V48H154V47H152V48H150V47H148V48H146L147 46L146 45H144L143 44V42H140L136 37H133V39H131V38H129ZM174 39V38H173ZM257 39V38H256ZM21 40V39H20ZM43 40V41H42ZM47 40V39H46ZM65 40V39H64ZM68 40V39H67ZM201 40V39H200ZM208 40V39H207ZM214 40V39H213ZM221 40H224V39H221ZM227 40V39H226ZM233 40V39H232ZM237 40V39H236ZM23 41H25V40H23ZM27 41V40H26ZM29 41V40H28ZM73 41H74V39H73ZM147 41V42H148ZM150 41V42H151ZM174 41V40H173ZM202 41V40H201ZM201 41H200V43H201ZM258 41V40H257ZM9 42H11V41H9ZM21 42V41H20ZM30 42H31V40H30ZM65 42V41H64ZM85 42V41H84ZM124 42V43H123ZM153 42V41H152ZM179 42H181V41H179ZM195 42V41H194ZM212 42V41H211ZM219 42V41H218ZM226 42V41H225ZM252 42H253V40H252ZM260 42V41H259ZM12 43V42H11ZM11 43H10V45H11ZM33 43V42H32ZM47 43H48V41H47ZM45 44L44 46H46L47 47V49H49V47L50 46H48V44ZM89 43V42H88ZM191 43V42H190ZM203 43V42H202ZM204 43H205V41H204ZM223 43V42H222ZM229 43V42H228ZM243 43V42H242ZM245 43V42H244ZM246 43H248V42H246ZM257 43V42H256ZM27 44V43H26ZM72 44V43H71ZM79 44H80V42H79ZM97 44V43H96ZM100 44V45H99ZM147 44V43H146ZM188 44V43H187ZM195 44H198L197 42L195 43ZM221 44V43H220ZM258 44V43H257ZM262 44H264V43H262ZM155 45V44H154ZM182 45H183V43H182ZM193 45V44H192ZM200 45V44H199ZM224 45V44H223ZM251 45V44H250ZM25 46V45H24ZM41 46V45H40ZM95 46V45H94ZM156 46V45H155ZM186 46V45H185ZM201 46V45H200ZM200 46H198L197 48H199ZM221 46V45H220ZM219 46V47H220ZM12 47V46H11ZM14 47V46H13ZM13 47L11 48V55H13L14 57L13 58H15L16 60H17V58L19 57H16V54H18V52H17V50L16 49H13ZM19 47V46H18ZM42 47V46H41ZM73 47V46H72ZM79 47V46H78ZM224 47V46H223ZM237 47V46H236ZM20 48H22V47H20ZM33 48V47H32ZM175 48V47H174ZM186 48H189V47H186ZM212 48V47H211ZM228 48V47H227ZM242 48V47H241ZM19 49V48H18ZM25 49V48H24ZM70 53H72V54H74L76 57H77V55L72 51V49H69V48H66ZM74 49V48H73ZM178 49H179V47H178ZM189 49H191L192 50V52L195 50V47L194 46H192V48H189ZM188 49V50H189ZM232 49V48H231ZM254 49V48H253ZM252 49V50H253ZM5 50V49H4ZM27 50V49H26ZM52 50V49H51ZM55 50V49H54ZM54 50H52L53 52L52 53H56V51H54ZM181 50V49H180ZM183 50H184V48H183ZM187 50V49H186ZM198 50V49H197ZM217 50V49H216ZM230 50V49H229ZM250 50V49H249ZM96 53V54H94V52ZM161 51V50H160ZM161 51V52H162ZM178 51V50H177ZM3 53H4V51H2ZM9 52V51H8ZM28 52H29V50H28ZM40 52V51H39ZM120 52H123L124 53V55H125V57L127 58H129V67L127 66L126 68H124V66H122L121 65V62H120V64L118 63V61H119V57H120ZM162 52V53H163ZM189 52V51H188ZM191 52V51H190ZM197 52V51H196ZM207 52V51H206ZM229 52V51H228ZM253 52V51H252ZM23 53V52H22ZM58 53V52H57ZM77 53H79V51L77 52ZM99 53V55H97ZM167 53V52H166ZM172 53H173V50H172ZM177 53V52H176ZM176 53H174V54H176ZM179 53V52H178ZM198 53V52H197ZM196 53V54H197ZM200 53V52H199ZM212 53V52H211ZM219 53H221V51L219 52ZM245 53V52H244ZM255 53H256V51H255ZM42 54H43V51H42ZM195 54V53H194ZM223 54V53H222ZM221 54V55H222ZM233 54V53H232ZM26 55V54H25ZM94 55H96L95 57H93ZM201 55V54H200ZM213 55V54H212ZM249 55V54H248ZM257 55V54H256ZM37 56V55H36ZM194 56H196V55H194ZM242 56V55H241ZM5 57V56H4ZM11 57V56H10ZM43 57V56H42ZM49 57H51V56H49ZM49 57H48V59H49ZM54 57V56H53ZM52 57V58H53ZM56 57V56H55ZM244 57V56H243ZM23 58V57H22ZM21 58V59H22ZM27 58V57H26ZM32 58V57H31ZM41 58V57H40ZM93 58V59H92ZM125 58V59H126ZM205 58V57H204ZM214 58V57H213ZM224 58V57H223ZM229 58V57H228ZM261 58V57H260ZM4 59V58H3ZM12 59V58H11ZM192 59H194L193 57H192ZM200 59V58H199ZM215 59V58H214ZM92 60H95L96 62L95 63H91L90 61H92ZM0 61H2V60H0ZM38 61V60H37ZM48 61V60H47ZM67 62L66 63H68V64H70L71 62L72 63H74V61H73V59H72V57L70 58V56H68L67 57V60H66ZM165 61V60H164ZM196 61V60H195ZM215 61V60H214ZM11 62V61H10ZM13 62H14V59H13ZM16 62V61H15ZM92 62H94V61H92ZM212 62V61H211ZM9 63V62H8ZM19 63V62H18ZM17 62H16V64H18ZM27 63V62H26ZM47 63V62H46ZM62 63H64V62H62ZM71 63V64H72ZM91 63V64H90ZM161 63H162V61H161ZM15 64V65H16ZM49 64V63H48ZM163 64V63H162ZM1 65V64H0ZM4 65V64H3ZM34 65V64H33ZM32 65V66H33ZM38 65V64H37ZM36 65V66H37ZM46 65V64H45ZM62 65V64H61ZM60 65V66H61ZM126 65V64H125ZM5 66V65H4ZM31 66V65H30ZM50 66V65H49ZM66 66V65H65ZM68 66V65H67ZM170 66V65H169ZM210 66H211V64H210ZM209 66V67H210ZM1 67V66H0ZM45 67V66H44ZM54 67H57L56 65L54 66ZM53 67V68H54ZM73 67V66H72ZM71 67V68H72ZM162 67V66H161ZM206 67V66H205ZM218 67H219V65H218ZM262 67V66H261ZM2 68V67H1ZM8 68V67H7ZM14 68V67H13ZM25 68V67H24ZM31 68V67H30ZM36 68V67H35ZM38 68H40V67H38ZM52 68V67H51ZM65 68V67H64ZM67 68V67H66ZM69 68H70V66H69ZM74 68V67H73ZM82 68V69H81ZM153 68V67H152ZM158 68V67H157ZM163 68V67H162ZM211 68V67H210ZM26 69H28V68H26ZM42 69H43V66H42ZM195 69V68H194ZM207 69V68H206ZM1 70H3V69H1ZM31 70V69H30ZM33 70L35 71V69L33 68ZM66 70V69H65ZM202 70V69H201ZM208 70H209V68H208ZM15 71V70H14ZM14 71H13V73H14ZM53 71H54V69H53ZM57 71V70H56ZM195 71V70H194ZM199 71V70H198ZM205 71V70H204ZM214 71V70H213ZM218 71V70H217ZM219 71H220V68H219ZM2 72V71H1ZM9 72V71H8ZM16 72H18V71H16ZM49 72V71H48ZM51 72V71H50ZM206 72V71H205ZM22 73V72H21ZM27 73H28V71H27ZM26 73V74H27ZM32 74H33V72H31ZM41 73V72H40ZM66 73H67V71H66ZM43 74H44V72H43ZM80 74V75H79ZM154 74V73H153ZM174 74V73H173ZM208 74H209V72H208ZM207 74V75H208ZM216 74V73H215ZM228 74V73H227ZM11 75V74H10ZM19 75V74H18ZM29 75V74H28ZM38 75V74H37ZM40 75V74H39ZM49 75H51V74H49ZM52 75H54V74H52ZM155 75H157V74H155ZM213 75V74H212ZM217 75H220V74H217ZM12 76V75H11ZM16 76V75H15ZM33 76V75H32ZM35 76H36V74H35ZM44 76V75H43ZM59 76V75H58ZM4 77H5V75H4ZM9 77V76H8ZM64 77V76H63ZM156 77V76H155ZM201 77H202V75H201ZM209 77H210V75H209ZM213 77V76H212ZM237 77V76H236ZM3 78V77H2ZM1 78V79H2ZM21 78V77H20ZM28 78V77H27ZM34 78V77H33ZM32 78V79H33ZM60 78V77H59ZM67 78V77H66ZM113 78V79H114ZM211 78V77H210ZM220 78V77H219ZM239 78V77H238ZM11 79H12V77H9V78H5V79H3V80H1L0 81V90H3L2 92H4V89L6 88H8L10 85H12L13 87L15 86V81H13V83H14V85H13V83L11 82ZM13 79H14V77H13ZM12 79V80H13ZM154 79H156V78H154ZM163 79V78H162ZM202 79V78H201ZM222 79V78H221ZM226 79V78H225ZM236 79V78H235ZM34 80V79H33ZM36 80V79H35ZM42 80V79H41ZM83 80V81H82ZM121 80V79H120ZM140 80V81H139ZM198 80V79H197ZM200 80V79H199ZM206 80V79H205ZM239 80H241V79H239ZM22 81V80H21ZM32 81V80H31ZM30 81V82H31ZM47 81H49V79L47 80ZM66 81V80H65ZM69 81V80H68ZM96 80H94V81H92V84H96V83H93V82H95ZM201 81V80H200ZM207 81V80H206ZM236 81V80H235ZM33 82V81H32ZM31 82V83H32ZM56 82V81H55ZM58 82V81H57ZM157 82V81H156ZM165 82V81H164ZM191 82H192V80H191ZM214 82V81H213ZM39 83V82H38ZM43 83V82H42ZM45 83V82H44ZM43 83V84H44ZM47 83V82H46ZM50 83H51V81H50ZM206 83V82H205ZM204 83V84H205ZM225 83V82H224ZM232 83V82H231ZM18 84V83H17ZM33 84V83H32ZM31 84V85H32ZM36 84V83H35ZM49 84V83H48ZM63 84V83H62ZM114 84H116V83H114ZM137 84V83H136ZM154 84H155V82H154ZM153 84V85H154ZM192 84V83H191ZM243 84V83H242ZM40 84H38V86H39ZM52 85V84H51ZM82 85V84H81ZM120 85V84H119ZM123 85V84H122ZM201 85V84H200ZM248 85V84H247ZM38 86L36 87V88H38ZM86 86V85H85ZM148 86V87H147ZM158 86V85H157ZM156 86V87H157ZM160 86V85H159ZM231 86V85H230ZM234 86V85H233ZM244 86V85H243ZM12 87V88H13ZM28 87H29V85H28ZM33 87H34V85H33ZM40 87V86H39ZM82 87V86H81ZM88 87V86H87ZM122 87V86H121ZM125 87V86H124ZM210 87H211V85H210ZM26 88V87H25ZM44 88V87H43ZM49 88V87H48ZM62 88V87H61ZM60 88V89H61ZM130 88V87H129ZM137 88H139V87H137ZM202 88V87H201ZM237 88V87H236ZM6 89H5V91H6ZM15 89H16V91H18V92H20L22 89H21V87L19 86V87H17L16 88V86H15ZM64 89V88H63ZM85 89V88H84ZM96 89V88H95ZM209 89V88H208ZM222 89V88H221ZM226 89V88H225ZM242 89V88H241ZM8 90V89H7ZM32 90H33V88H32ZM35 90H37V89H35ZM43 90L44 89H42V91L41 92H43ZM46 90V89H45ZM48 90V89H47ZM67 90H68V88H67ZM88 90V89H87ZM90 90H93V89H90ZM142 90V91H143ZM196 90V89H195ZM212 90V89H211ZM31 91V90H30ZM38 91V90H37ZM56 91V90H55ZM85 91V90H84ZM134 91V90H133ZM138 91V90H137ZM142 91H140V92H142ZM146 91V92H145ZM218 91V90H217ZM236 91V90H235ZM2 92H0V95H1V93ZM8 92V91H7ZM6 92V93H7ZM22 92H23V90H22ZM69 92V91H68ZM90 92V91H89ZM93 92V91H92ZM95 92V91H94ZM94 92H93V94H94ZM122 92V91H121ZM132 92V91H131ZM223 92V91H222ZM232 91H230V93H231ZM10 93V92H9ZM8 93V95H10ZM39 93V92H38ZM48 93V92H47ZM46 93V94H47ZM77 93V92H76ZM154 93H155V91H154ZM157 93V92H156ZM215 93H217V92H215ZM17 94H19V93H17ZM60 94V93H59ZM63 94V93H62ZM90 94V93H89ZM97 94V93H96ZM133 94H134V92H133ZM202 94V93H201ZM210 94V93H209ZM235 94V93H234ZM3 95V94H2ZM2 95L0 96V103L1 102H5L6 101V99H7V96L4 98V99H2L3 97H2ZM43 95H45V94H43ZM42 95V96H43ZM73 95V94H72ZM119 95V96H118ZM123 95V94H122ZM126 95H128V94H126ZM135 95V94H134ZM156 95V94H155ZM158 95V94H157ZM164 95H166V94H164ZM163 95V96H164ZM198 95V94H197ZM218 95V94H217ZM230 95V94H229ZM232 95V94H231ZM4 96V95H3ZM16 96H18V95H16ZM21 96V95H20ZM71 96V95H70ZM74 96V95H73ZM76 96V95H75ZM79 96V95H78ZM89 96V95H88ZM136 96V95H135ZM138 96V95H137ZM200 96V95H199ZM199 96H196V97H199ZM202 96V95H201ZM200 96V97H201ZM206 96V95H205ZM15 97V96H14ZM21 97H23L24 98V96L22 95ZM29 98H30V96H28ZM53 97V96H52ZM93 97V96H92ZM107 97V96H106ZM118 97V98H117ZM156 97V96H155ZM199 97V98H200ZM218 97V96H217ZM41 98V97H40ZM59 98V97H58ZM73 98V97H72ZM71 98V99H72ZM87 98V97H86ZM85 98V99H86ZM104 98V97H103ZM110 98H112L111 96H110ZM117 98V99H116ZM136 98V97H135ZM165 98V97H164ZM198 98V99H199ZM223 98V97H222ZM25 99V98H24ZM27 99V98H26ZM49 100H50V98H48ZM52 99V98H51ZM55 99V98H54ZM77 99V98H76ZM93 99V98H92ZM109 99V98H108ZM159 99V98H158ZM203 99H205L204 101H206V99H207V97L206 98H203ZM209 99V98H208ZM225 99V98H224ZM83 100V99H82ZM99 100V99H98ZM128 100H129V97H128ZM11 101V100H10ZM18 101V100H17ZM30 101V100H29ZM45 101V100H44ZM47 101V100H46ZM73 101H76L75 99L73 100ZM73 101H71L70 100V102H72V104L74 103ZM80 101V100H79ZM97 101V100H96ZM108 101V100H107ZM127 101V100H126ZM150 101H148L147 103H145V106L142 108V109H145V108H147L148 110H149V112H151V110H154V108L153 107H150V106H152L151 105V102ZM162 101V100H161ZM201 101H203V100H201ZM219 101V100H218ZM224 101V100H223ZM228 101V100H227ZM64 102V101H63ZM62 102V103H63ZM77 103H79L78 101H76ZM86 102H87V100H86ZM92 102H93V100H92ZM99 102V101H98ZM110 101H108V103H109ZM150 102V103H149ZM157 102V101H156ZM7 103V102H6ZM11 103V102H10ZM41 104H42V102H40ZM55 103H57V102H55ZM107 103V104H108ZM141 103V102H140ZM163 103V102H162ZM201 103V102H200ZM229 103V102H228ZM227 103V104H228ZM2 104V103H1ZM0 104V106L2 107V105ZM5 104V103H4ZM3 104V105H4ZM30 104V103H29ZM67 104V103H66ZM76 104V103H75ZM79 104H81V102L79 103ZM83 104V105H82ZM80 106H79V110L78 111H76V110H73L74 111V113L75 114H73V113H70L68 110H64L63 112H65V111H67V112H65V113H58V111L56 112V111H54L53 112V110L48 114V113H46V114H39V113H37L36 115H31V116H29V114L28 115H26V116H22V114H20L21 115V117H20V115H19V117H20V119L14 114V116H16L17 118L16 119H19L18 120V122H17V125H14V126H12L13 127V129H9V127H7L8 125H7V123L5 122L4 123V120H5V118H3V121H2V118H1V113H0V120L2 121V127H1V129H3V132L2 131H0V134L2 133V135H1V137H2V139H4L5 137L3 136V134H4V130H5V132L7 131V132H9V133H5V135H9L10 134V132H12L11 133V135H13L14 136V138H15V140L17 139V141H18V138L17 137H20L19 135H21V134H25V133H32V134H34L33 135V137L34 136H36L38 133L40 134V132H43V130L42 129H40V128H45V127H47V126H49V125H51L52 123H55V122H57V124H58V122L59 121H66V120H71L72 118H74V119H78V120H80V123L81 124H79L80 126V128H79V132L81 133V139L82 140H80V138L78 139V140H80L79 141V146H84L85 148H86V151H87V153L89 152V153H91V156H92V165H91V171H90V173H89V176H86V178H85V180H83L82 178V180L83 181H85V184H83L84 185V189H83V193L85 194L83 197L84 198H86V197H91V198H93V200L91 201V203L93 204V207H96V209L98 208V210H97V212L95 213V214H97L98 213V211H99V213L101 214L100 215V218H99V216H96V217H98L99 219L97 220L98 221V225L100 224V226H103V225H101V224H103V222L106 220V218H109V219H111L112 221H115L116 222V224L118 223L119 224V226L121 225V221L117 218V216L115 215V214H117V213H115V214H113L111 211H108V209H110V208H107V207H112V203H113V201L115 200H111V201H109V203L107 204V202H108V200H110V199H107V201L105 200V202L104 203H106L107 204V206H106V208L104 209L102 206L103 205H101L102 204V200L103 199H106V198H108L107 196H106V194H104L103 193V188H101L103 185H101V179H103L102 178V176L100 177V175H101V173H103V172H101L100 173V175H99V168L102 166L103 168H104V166L103 165H100V167L99 166H97V164H98V162L96 161V159H98L97 157H95V159H94V150H98V149H94L93 148V146L95 145V143H97L98 141L96 140V138H95V133H93V132H95V131H93V127H94V125L93 124H95V123H93L92 121H91V119L93 120V118H92V116H94L95 115V113H94V115H92L91 114V112L89 111V110H87V107H86V105H84V103H82ZM90 104V106H91V103H89ZM93 104V103H92ZM123 104V105H124ZM130 104V103H129ZM136 104V103H135ZM139 104V103H138ZM207 104H208V107L210 108H217V110H221L222 109V111H224L223 109H225V107H224V105L225 104H221V102H217V101H215V100H213L212 99V97H211V100L209 99V100H207ZM6 105V104H5ZM8 105V104H7ZM37 105V104H36ZM48 105V104H47ZM71 105V104H70ZM74 105V104H73ZM76 105H78V104H76ZM94 105V104H93ZM96 105V104H95ZM110 105H112V104H110ZM137 105V104H136ZM195 105V104H194ZM229 105V104H228ZM234 105V104H233ZM236 105V104H235ZM39 106V105H38ZM45 106V105H44ZM43 106V107H44ZM97 106V105H96ZM100 106V105H99ZM129 106V105H128ZM143 106V105H142ZM207 106V105H206ZM70 107V106H69ZM76 107V106H75ZM78 107V106H77ZM104 107V106H103ZM205 107V106H204ZM207 107V108H208ZM231 107V106H230ZM233 107V106H232ZM231 107V108H232ZM238 107V106H237ZM3 108V107H2ZM40 108V107H39ZM56 108V107H55ZM74 108V107H73ZM110 108H111V106H110ZM153 108V109H152ZM210 108V109H211ZM242 108V107H241ZM245 108V107H244ZM5 109V108H4ZM9 109V108H8ZM11 109V108H10ZM43 109V108H42ZM45 109V108H44ZM58 109V108H57ZM61 109V108H60ZM67 109V108H66ZM72 109V108H71ZM91 109V108H90ZM97 109V108H96ZM95 109V110H96ZM102 109V108H101ZM158 109V108H157ZM191 109V108H190ZM203 109V108H202ZM215 109H212V110H214L215 111ZM5 110H7V106H6V109ZM108 110V109H107ZM130 110V109H129ZM128 110V111H129ZM132 110V109H131ZM137 110V109H136ZM146 110V109H145ZM148 110H146L147 112H148ZM232 110H233V108H232ZM235 110V109H234ZM8 111V110H7ZM6 111V112H7ZM11 111V110H10ZM30 111V110H29ZM41 111H43V110H41ZM46 111V110H45ZM141 111V110H140ZM145 111V112H146ZM156 111V110H155ZM225 111H228L227 109L225 110ZM230 111H231V109H230ZM229 111V112H230ZM0 112H2V109L0 108ZM6 112H5V114H6ZM9 112V111H8ZM22 112V111H21ZM37 112V111H36ZM59 112H61V111H59ZM69 112V113H68ZM71 112H72V110H71ZM92 112H94V111H92ZM95 112H97V111H95ZM101 112H103V111H101ZM109 112H107V113H109ZM143 112V111H142ZM145 112H143L144 113V115H142L143 117V122H142V124H144V127L147 129V130H149L150 132H155V133H157V135L158 136H162V138H165L164 137V135H165V129L163 128V124L161 125V122L159 121L160 119L159 118H157V117H159V116H157L158 114L160 115V112L159 111H156V112H153L152 111V113H145ZM159 112V113H158ZM194 112V111H193ZM207 112V111H206ZM43 113V112H42ZM166 113V112H165ZM192 113V112H191ZM220 113H221V111H220ZM228 113V112H227ZM234 113V112H233ZM236 113H237V111H236ZM235 113V114H236ZM9 114H10V112H9ZM35 114V113H34ZM102 113H100L99 112V115L100 116H102L101 115ZM104 114V113H103ZM106 114V113H105ZM104 114V115H105ZM133 114V113H132ZM215 114H217V113H215ZM232 114V113H231ZM238 114V113H237ZM24 115V114H23ZM92 115V116H91ZM96 115H98L97 113H96ZM138 115V114H137ZM161 115H163V114H161ZM195 115V114H194ZM199 115V114H198ZM204 115H205V113H204ZM207 115V114H206ZM14 116H12V117H14ZM113 116V115H112ZM140 116V115H139ZM138 116V117H139ZM213 116V115H212ZM227 116V115H226ZM225 116V117H226ZM231 116V115H230ZM240 116V115H239ZM9 117H11V116H9ZM109 117H111V116H109ZM118 117V116H117ZM197 117V116H196ZM203 117V116H202ZM201 117V118H202ZM218 117V116H217ZM232 117H234V116H232ZM97 118V117H96ZM102 118V117H101ZM108 118V117H107ZM113 118V117H112ZM200 118V119H201ZM204 118V117H203ZM230 118V117H229ZM237 118H238V116H237ZM7 119V118H6ZM13 119V118H12ZM16 119H15V121H16ZM103 119V118H102ZM113 119H115V118H113ZM141 119V118H140ZM189 119H190V117H189ZM191 119H192V117H191ZM199 119V120H200ZM205 119V118H204ZM225 119V118H224ZM227 119V118H226ZM233 119V118H232ZM236 119V118H235ZM14 120V119H13ZM69 120V121H70ZM101 120V119H100ZM99 120V121H100ZM104 120V119H103ZM106 120V119H105ZM198 119H196V121H197ZM239 120V119H238ZM240 120H242V119H240ZM11 121V120H10ZM75 121V120H74ZM139 121V120H138ZM204 121V120H203ZM212 121V120H211ZM231 121V120H230ZM67 122V121H66ZM72 122H73V120H72ZM78 122V121H77ZM106 122V121H105ZM104 122V123H105ZM61 123V122H60ZM70 123V122H69ZM79 123V122H78ZM78 123H76V125L78 124ZM108 123V122H107ZM114 123H115V121H114ZM196 123V122H195ZM56 124V123H55ZM56 124V125H57ZM98 124H101L100 122L98 123ZM103 124V123H102ZM111 124H113V122L111 123ZM243 124V123H242ZM12 125V124H11ZM53 126H54V128H56L55 127V125L54 124H52ZM61 125V124H60ZM70 125H72L71 123H70ZM73 125H75V124H73ZM72 125V126H73ZM97 125V124H96ZM95 125V126H96ZM105 125V124H104ZM137 125V124H136ZM0 126H1V122H0ZM16 126V127H15ZM52 126V127H53ZM69 126V125H68ZM101 125H99V127H100ZM110 126V125H109ZM114 126V125H113ZM140 126V125H139ZM243 126V125H242ZM247 126V125H246ZM58 127V126H57ZM71 127V126H70ZM103 127H105V126H103ZM121 127H120V129H121ZM237 127V126H236ZM38 128L40 129V130H38ZM69 128V127H68ZM93 128V129H92ZM98 128V127H97ZM117 128V127H116ZM139 128V127H138ZM199 128V127H198ZM208 128V127H207ZM46 129V128H45ZM45 129H44V131H45ZM49 129V128H48ZM47 129V130H48ZM65 129V128H64ZM72 129V128H71ZM100 129V128H99ZM107 129V128H106ZM105 129V130H106ZM42 130V131H41ZM52 131L54 130V129H51ZM51 130H49V131H51ZM102 130V129H101ZM112 130H115V129H113L112 128ZM118 130V129H117ZM200 130V129H199ZM203 130V129H202ZM201 130V131H202ZM239 130V129H238ZM243 130H245V128L243 127ZM40 131V132H39ZM54 131H57V130H54ZM67 131V130H66ZM70 131V130H69ZM68 131V132H69ZM97 131V130H96ZM108 131V130H107ZM137 131V130H136ZM248 131V130H247ZM246 131V133H249V132H247ZM59 132V131H58ZM106 132V131H105ZM105 132L103 133V134H105ZM109 132V131H108ZM115 132H117V131H115ZM120 132V131H119ZM118 132V133H119ZM143 132V131H142ZM204 132V131H203ZM238 132H240L241 133V130L240 131H238ZM244 132V131H243ZM46 133H47V131H46ZM45 133V134H46ZM75 133H76V131H75ZM97 134H99L100 133V131H99V133L98 132H96ZM31 134V135H32ZM36 134V135H35ZM37 135V136H39L38 138L39 139H42V136H41V138H40V135ZM48 134L50 135V133L48 132ZM47 134V135H48ZM54 134V133H53ZM101 134V133H100ZM120 134V133H119ZM122 134V133H121ZM125 134V133H124ZM127 134V133H126ZM146 134H147V132H146ZM169 134V133H168ZM207 134V133H206ZM244 134V133H243ZM26 135V134H25ZM28 135V134H27ZM42 135V134H41ZM48 135V136H49ZM57 135V134H56ZM59 135V134H58ZM72 135V134H71ZM73 135H74V133H73ZM72 135V136H73ZM79 135V134H78ZM114 135V134H113ZM144 135H145V133H144ZM155 135V134H154ZM241 135V134H240ZM247 135V134H246ZM251 135V134H250ZM252 135H253V133H252ZM12 136V137H13ZM23 135H21V137H22ZM51 136V135H50ZM69 136H70V134H69ZM100 136V135H99ZM99 136H97L98 138H99ZM102 136V135H101ZM108 136V135H107ZM110 136V135H109ZM109 136H108V138L107 139H109ZM122 136V135H121ZM130 136V135H129ZM129 136H124V138L125 137H127V138H125L124 139V141L127 143V144H131L132 145V142H133V138L134 137H132V136H130V137H132V138H130ZM146 136V135H145ZM149 136V135H148ZM254 136V135H253ZM4 137V138H3ZM9 137V139H13L10 135L8 136ZM11 137V138H10ZM29 137V136H28ZM32 137V136H31ZM43 137H45V136H43ZM47 137V136H46ZM45 137V138H46ZM74 137V136H73ZM76 137H78V136H76ZM76 137H74V138H76ZM79 137H80V135H79ZM111 137H112V135H111ZM172 137V136H171ZM200 137V136H199ZM244 136H242V138H243ZM255 137V136H254ZM7 138V137H6ZM23 138V137H22ZM36 138V137H35ZM72 138V137H71ZM104 138V137H103ZM117 138V137H116ZM202 138V137H201ZM250 138V137H249ZM8 139V140H9ZM28 139V138H27ZM39 139H37V140H39ZM47 139H49V138H47ZM46 139V140H47ZM73 139V138H72ZM101 139V138H100ZM107 139H105V140H107ZM118 139H119V137H118ZM144 139V138H143ZM145 139H146V137H145ZM161 139V138H160ZM204 139V138H203ZM7 140V141H8ZM14 140V139H13ZM19 140H21L20 138H19ZM46 140H45V142H46ZM75 140V139H74ZM117 140V139H116ZM147 140V139H146ZM254 140V139H253ZM252 140V141H253ZM3 141H5V140H3ZM12 141V140H11ZM10 141V142H11ZM25 141V140H24ZM24 141H22V142H24ZM29 141V140H28ZM27 141V142H28ZM43 141V140H42ZM75 141H77V140H75ZM97 141V142H96ZM108 142H107V144L106 145H109L108 143H110L109 142V140H107ZM115 141V140H114ZM143 141V140H142ZM170 141V140H169ZM205 141V140H204ZM244 141H245V139H244ZM258 141V140H257ZM2 142V141H1ZM0 142V143H1ZM16 142V141H15ZM26 142V143H27ZM39 142V141H38ZM38 142H35V140L33 141L32 140V142L31 141H29V143H27L28 144V148H27V150L29 149V156L27 157L28 159H26L25 157V155L26 154H22L23 156L21 157V151L23 150V151H27L26 150V146H27V144H26V146H22L21 147V151H20V148H18V150L21 152H19V151H17V152H14V151H12V152H7V150L9 151L10 150V147H8L10 144H8L7 142H2L3 144H1L0 145V167H2V164H3V168H5L7 165H8V163L7 164H5L4 165V161H6V162H8L9 160L11 161V159H12V161H13V158H15L17 155H15V153H17L18 154V158L19 159H21L22 160V162L23 161H25V163H26V165L24 166V167H32L33 166V164H34V166L36 167L35 169H37V166L38 165H40L39 164V162H37V161H41V157H40V155H39V151H38V147L40 146H38L37 145V143ZM48 142V141H47ZM73 142V141H72ZM105 142V141H104ZM104 142H102L103 143V145L106 147V145L104 144ZM243 142V141H242ZM74 144H75V142H73ZM112 143H113V137H112ZM118 143V142H117ZM121 143V142H120ZM119 143V144H120ZM123 143V142H122ZM144 143V142H143ZM256 143V142H255ZM11 144H13L14 145V142L12 141V143ZM19 144V142H17V145ZM21 144V143H20ZM44 144V143H43ZM111 144V143H110ZM118 144V145H119ZM138 144H140V143H138ZM147 144V143H146ZM226 144V143H225ZM243 144V143H242ZM245 144H247V143H245ZM254 144V143H253ZM13 145H11L12 147H14ZM22 145V144H21ZM24 145V144H23ZM63 145V144H62ZM121 145V144H120ZM123 145V144H122ZM135 145H136V142H135ZM140 145H142V144H140ZM161 145V144H160ZM166 145V144H165ZM224 145V144H223ZM222 145V146H223ZM238 145H239V143H238ZM247 145H250V144H247ZM255 145V144H254ZM258 145V144H257ZM99 147H100V145H98ZM124 146V145H123ZM127 146V145H126ZM126 146H125V149H126ZM137 146V145H136ZM226 146V145H225ZM231 146V145H230ZM251 146V145H250ZM261 146V145H260ZM25 147V148H24ZM44 147V146H43ZM76 147V146H75ZM84 147H82V148H84ZM98 147V148H99ZM108 147V146H107ZM144 147V146H143ZM203 147V146H202ZM227 147H229V146H227ZM232 147H233V145H232ZM231 147V148H232ZM248 147V146H247ZM9 148V149H8ZM40 148V147H39ZM69 148V147H68ZM81 148V147H80ZM101 148H102V145H101ZM104 148V147H103ZM113 148V147H112ZM124 148V147H123ZM122 148V149H123ZM129 147H127V149H128ZM162 148V147H161ZM204 148V147H203ZM224 148V147H223ZM222 148V149H223ZM234 148V150H235V147H233ZM251 148V147H250ZM257 148H258V146H257ZM13 149V148H12ZM11 149V150H12ZM25 149V150H24ZM42 149V148H41ZM76 149V148H75ZM94 149V150H93ZM100 149V148H99ZM110 149H111V147H110ZM133 149V148H132ZM131 149V150H132ZM141 149V148H140ZM202 149V148H201ZM206 149V148H205ZM204 149V150H205ZM17 150V149H16ZM15 150V151H16ZM44 150H45V148H44ZM103 151H104V149H102ZM108 150H109V148H108ZM118 150H120V149H118L117 148V151ZM138 150V149H137ZM211 150V149H210ZM220 150H221V148H220ZM253 150V149H252ZM80 151V150H79ZM79 151H77V152H79ZM85 151V150H84ZM100 151H101V149H100ZM115 151V150H114ZM116 151V152H117ZM123 151H126L127 153V155H129L128 153H130V152H128L127 150H124L123 149ZM139 151V150H138ZM140 151H143L144 152V150H140ZM146 151V150H145ZM149 151V150H148ZM212 151V150H211ZM230 151V150H229ZM232 151V150H231ZM246 151V150H245ZM14 152V157L12 158V154H10V153H13ZM20 154H19V153ZM69 152H71V151H69ZM82 152V151H81ZM80 152V153H81ZM115 152V153H116ZM133 152V151H132ZM256 152V151H255ZM82 153H84V152H82ZM97 152H95V154H96ZM107 153V152H106ZM119 153V152H118ZM121 153V152H120ZM119 153V154H120ZM123 153V152H122ZM141 153V152H140ZM148 153V152H147ZM150 153V152H149ZM166 153V152H165ZM164 153V154H165ZM201 153H202V151H201ZM28 154V153H27ZM76 154V153H75ZM112 154V153H111ZM125 154V155H126ZM131 154V153H130ZM138 154H139V152H138ZM170 154V153H169ZM209 154V153H208ZM211 154V153H210ZM253 154V153H252ZM256 154V153H255ZM85 155V154H84ZM83 155V156H84ZM107 155V154H106ZM116 155V154H115ZM123 155V154H122ZM140 155V154H139ZM151 155V154H150ZM149 154H146V153H144V161H146L145 163H148L149 165L151 164H153L152 162H153V158H152V155L150 156ZM171 155V154H170ZM203 155V154H202ZM206 155H207V153H206ZM259 155V157H257V159L259 160H257L256 159V157H255V160H257L258 162H260L261 163V165L264 167V150H263V147H262V149L260 148L259 149V154H258V152H257V154H256V156H258ZM41 156H43V155H41ZM77 156H79V154L77 155ZM77 156H75V157H77ZM80 156H81V154H80ZM79 156V157H80ZM86 156V155H85ZM84 156V157H85ZM124 156V155H123ZM131 156H132V154H131ZM131 156H129V158L131 157ZM229 155H227V157H228ZM90 157V156H89ZM101 157V156H100ZM104 157V156H103ZM108 157V156H107ZM140 157H141V155H140ZM226 157V158H227ZM39 158H40V160H39ZM44 158V157H43ZM118 158V157H117ZM121 158V157H120ZM120 158H118V163H119V159ZM124 158V157H123ZM122 158V159H123ZM131 158H133V157H131ZM143 158V157H142ZM162 158V157H161ZM166 158V157H165ZM170 158H173V157H170ZM213 158V157H212ZM18 159V160H19ZM45 159V158H44ZM73 159H75V158H73ZM84 159V158H83ZM86 159V158H85ZM122 159H120L121 161H122ZM126 159V158H125ZM206 159V158H205ZM222 159V158H221ZM16 160H17V157L14 159V163H13V165H18L19 163H20V161L21 160H17L18 162V164L16 163ZM95 160V161H94ZM106 160V159H105ZM109 160V159H108ZM113 160V159H112ZM127 160V159H126ZM130 160V159H129ZM133 161H134V159H132ZM132 160H131V162H132ZM141 160V159H140ZM168 160V159H167ZM174 160V159H173ZM172 160V161H173ZM9 161V162H10ZM78 161V160H77ZM77 161H75V162H77ZM85 161H87V160H85ZM91 161V160H90ZM101 161V160H100ZM124 161V160H123ZM164 161H165V159H164ZM224 161V160H223ZM256 161V163L258 164V162ZM21 162V163H22ZM35 162H37L36 163V165H35ZM44 162V161H43ZM58 162V161H57ZM96 162H97V164H96ZM128 162V164L129 163H131V162H129V161H127ZM176 162V161H175ZM221 162V161H220ZM20 163V164H21ZM83 163V162H82ZM101 163V162H100ZM99 163V164H100ZM120 163H122V162H120ZM252 163H255L254 161L252 162ZM24 164V163H23ZM22 164V165H23ZM52 164V163H51ZM50 164V165H51ZM54 164V163H53ZM76 164V163H75ZM81 164V163H80ZM87 165L89 164V163H86ZM91 164V163H90ZM89 164V165H90ZM107 164V163H106ZM113 164H115V163H113ZM124 164V163H123ZM125 164H126V162H125ZM128 164H126V166L128 165ZM133 164V163H132ZM132 164H129V165H132ZM138 164V163H137ZM156 164V163H155ZM171 164V163H170ZM169 164V165H170ZM241 164V163H240ZM239 164V165H240ZM12 165V164H11ZM12 165V167H14ZM44 165V164H43ZM46 165V164H45ZM44 165V166H45ZM59 165V164H58ZM85 165V164H84ZM87 165H85L86 167H87ZM111 165V164H110ZM144 165V164H143ZM175 165V164H174ZM250 165V164H249ZM256 165V164H255ZM260 165V164H259ZM260 165V166H261ZM145 166V165H144ZM153 166V165H152ZM238 166V165H237ZM236 166V167H237ZM251 166V165H250ZM18 167H19V165H18ZM17 167V168H18ZM24 167H21V168H23L24 169ZM39 167V166H38ZM58 167V166H57ZM56 167V168H57ZM117 167V166H116ZM136 167V166H135ZM146 167H148V166H146ZM248 167V166H247ZM257 168H258V165L256 166ZM263 167H261V168H263ZM6 168H8L7 170H5V171H8L9 170V168H10V166L8 165V167H6ZM5 168V169H6ZM14 168H16V167H14ZM13 168V169H14ZM20 168V169H21ZM26 168V169H27ZM33 168L34 167H32V169L31 168H29V169H31L32 170V172H33ZM51 168H52V166H51ZM53 168H54V166H53ZM56 168H55V170H56ZM78 168H79V166H78ZM77 168V169H78ZM84 168V167H83ZM113 168V167H112ZM120 168H121V166H120ZM124 168V167H123ZM128 168V167H127ZM151 168V167H150ZM155 168V167H154ZM240 168V167H239ZM254 168H255V166H254ZM13 169H10V170H13ZM29 169H27V170H25V171H27V173H25V171H23V174H21V176L20 177H22V175H24V173L27 175L28 174V170ZM34 169V172L35 171H37V170H35ZM40 169H43L42 168V166L40 167ZM48 169V168H47ZM58 169V168H57ZM136 169V168H135ZM158 169V168H157ZM241 169V168H240ZM239 169V170H240ZM1 170V169H0ZM2 170H4V169H2ZM1 170V171H2ZM10 170H9V172H10ZM16 170V169H15ZM19 170V169H18ZM30 170V171H31ZM43 170H45V168L43 169ZM49 171H50V166H49V169H48ZM52 170V169H51ZM62 170V169H61ZM64 170V169H63ZM86 170V172H87V168L85 169ZM106 170H107V168H106ZM129 170H130V168H129ZM138 170V169H137ZM141 170V169H140ZM145 170H147V169H145ZM150 170V169H149ZM257 170V169H256ZM255 170V171H256ZM4 171V172H5ZM22 171V170H21ZM21 171H18V174H19V172H21ZM29 171V172H30ZM46 171V170H45ZM59 170H57V172H58ZM67 171V170H66ZM70 171V170H69ZM122 171V170H121ZM158 171V170H157ZM245 171V170H244ZM243 171V172H244ZM252 171V170H251ZM254 171V170H253ZM16 172V171H15ZM31 172V173H32ZM33 172V173H34ZM40 172L42 173V171L40 170ZM47 172V174H48V171H46ZM55 172V171H54ZM74 172V171H73ZM81 172H82V170H81ZM108 172V171H107ZM135 172H136V170H135ZM134 172V173H135ZM141 172V171H140ZM146 172V171H145ZM148 172V171H147ZM151 172H153V171H151ZM249 172V171H248ZM247 172V173H248ZM257 172V171H256ZM1 173V172H0ZM12 173L13 172H11V175H12ZM39 173V169H38V171L35 173V174H38ZM41 173L40 174H38L39 176H40V180H39V177H38V175L36 176V177H38V180L37 181H39V182H37L39 185H37L38 187H37V189H36V191L38 192L37 194H39L40 195V197H41V199H38V198H36L37 199V202L35 201L34 203H36V205H34L33 207L35 208V209H38L37 207H40L42 204L44 205V203H45V201L46 200H44V199H46L45 197H49L48 195V192H49V190L50 189H48L49 188V186L47 185V182H46V180H45V178L47 177H45V175H47L46 173H45V175L44 174H42L41 175ZM43 173H44V171H43ZM60 173V172H59ZM58 173V174H59ZM71 173V172H70ZM84 173V172H83ZM83 173H82V175H83ZM139 173V172H138ZM254 173V172H253ZM258 173V172H257ZM7 174V173H6ZM9 174V173H8ZM30 174V173H29ZM69 174V173H68ZM72 174V173H71ZM80 173H79V171H78V175H79ZM88 174V173H87ZM242 174H244V173H242ZM241 174V175H242ZM255 174V173H254ZM1 175V174H0ZM10 175V176H11ZM20 175V174H19ZM30 175H32V174H30ZM44 175V176H43ZM54 175L56 176L57 174H55L54 173ZM63 175V174H62ZM75 175V174H74ZM73 175V176H74ZM81 175V174H80ZM86 175V174H85ZM239 175V174H238ZM245 175V174H244ZM250 176H251V174H249ZM255 175H257V174H255ZM255 175H254V177H255ZM3 176H4V174H3ZM6 176V175H5ZM9 176V175H8ZM17 176V175H16ZM43 176V177H42ZM71 176V175H70ZM69 176V177H70ZM72 176V177H73ZM76 176V175H75ZM74 176V177H75ZM145 176V175H144ZM258 176V175H257ZM12 177H14L13 179H16L15 178V176H14V174H13V176ZM19 177V176H18ZM17 177V178H18ZM27 177H28V175H27ZM80 177H82V176H80ZM83 177H84V175H83ZM108 177V176H107ZM106 177V178H107ZM117 177V176H116ZM121 177H123V176H121ZM153 177H154V175H153ZM2 178V177H1ZM0 178V179H1ZM26 178V177H25ZM258 178V177H257ZM11 179V178H10ZM19 179V178H18ZM21 179V178H20ZM32 179V178H31ZM69 179V178H68ZM74 179V178H73ZM151 179V178H150ZM9 180V179H8ZM22 180V179H21ZM45 180V181H44ZM47 180H48V178H47ZM60 180H63V179H60ZM65 180V179H64ZM75 180H77V179H75ZM80 180V179H79ZM106 180V179H105ZM4 181V180H3ZM2 181V182H3ZM6 181V180H5ZM15 181V180H14ZM33 181V180H32ZM82 181V182H83ZM159 181H161V180H159ZM1 182V181H0ZM74 182V181H73ZM16 183V182H15ZM34 183V182H33ZM69 183V182H68ZM151 183V182H150ZM154 184H155V181L153 182ZM159 183V182H158ZM74 184V183H73ZM48 187H47V186ZM65 185V184H64ZM69 185V184H68ZM79 185V184H78ZM82 185V186H83ZM144 185V184H143ZM147 185H148V183H147ZM76 186V185H75ZM81 186V185H80ZM150 186V185H149ZM157 186V185H156ZM155 186V187H156ZM160 186V185H159ZM51 187V186H50ZM66 187V186H65ZM68 187V186H67ZM135 187H136V185H135ZM152 187H154V186H152L151 185V187L150 188H152ZM161 187V186H160ZM52 188V187H51ZM75 188V187H74ZM83 188V187H82ZM105 188V187H104ZM132 189V188H131ZM144 189V188H143ZM154 189V188H153ZM152 189V190H153ZM151 190V189H150ZM104 191H106V190H104ZM131 191V190H130ZM139 191V190H138ZM159 191V190H158ZM157 191V192H158ZM72 192V191H71ZM75 192V191H74ZM126 192V191H125ZM148 192V191H147ZM153 192V191H152ZM50 193V192H49ZM66 193V192H65ZM73 193V192H72ZM155 193H156V191H155ZM160 193V192H159ZM54 194V193H53ZM119 194V193H118ZM120 194H121V192H120ZM123 194V193H122ZM164 194V193H163ZM75 195V194H74ZM73 195V196H74ZM80 195V194H79ZM112 195V194H111ZM126 195V194H125ZM128 195V194H127ZM130 195V194H129ZM156 195V194H155ZM159 194H157V196H158ZM13 196H15V195H13ZM60 196H62V195H60ZM105 196H106V198H105ZM133 196V195H132ZM146 196V195H145ZM150 196V195H149ZM152 196V195H151ZM150 196V197H151ZM36 197H37V195H36ZM43 197H44V199H43ZM67 197V196H66ZM65 197V199H67ZM72 197V196H71ZM79 197V196H78ZM118 197V196H117ZM122 197V196H121ZM123 197H125V196H123ZM127 197V196H126ZM143 197V196H142ZM153 197V196H152ZM156 197V196H155ZM154 197V198H155ZM5 198V197H4ZM3 198V199H4ZM21 198V197H20ZM83 198V199H84ZM116 198V197H115ZM130 197L128 196V200L130 201V199H129ZM140 198V197H139ZM145 198V197H144ZM148 198V197H147ZM1 199V198H0ZM6 199V198H5ZM16 199V198H15ZM15 199H14V201H15ZM35 199V198H34ZM49 199V198H48ZM47 199V200H48ZM62 199H63V197H62ZM61 199V200H62ZM64 199V200H65ZM77 199V198H76ZM82 199V198H81ZM117 199V198H116ZM121 199V198H120ZM8 200H10V197H9V199ZM19 200V199H18ZM53 200V199H52ZM54 200H56L55 198H54ZM58 200V199H57ZM63 200V201H64ZM74 200V199H73ZM124 200V199H123ZM137 200V199H136ZM146 200V199H145ZM154 200V199H153ZM263 200V199H262ZM1 201V200H0ZM12 199L10 200V201H7V202H3L2 203V201L0 202V226L2 225L3 226V224L4 223H6V221L8 220L9 221V219H10V221L13 219H11V218H9V215L8 214H10V213H8V211H11V206H13L14 204L12 203ZM13 201V202H14ZM17 201V200H16ZM66 201V200H65ZM82 202H83V200H81ZM89 201V200H88ZM133 201V200H132ZM132 201H131V203H132ZM144 201V200H143ZM264 201V200H263ZM44 202V203H43ZM60 202V201H59ZM70 202V201H69ZM74 202V201H73ZM79 202V201H78ZM128 202V201H127ZM145 202H147V201H145ZM159 202V201H158ZM161 202H163V201H161ZM258 202V201H257ZM34 203H32V204H34ZM62 203H64V202H62ZM72 203V202H71ZM71 203H70V207H66L67 205H64V207H66V208H68L69 210L68 211H70V208H72L71 207ZM76 203V202H75ZM75 203H73V204H75ZM81 203V202H80ZM89 203H90V201L89 202H87V204H85L84 205V208L86 209V207H88V206H91L92 204L90 203V205H89ZM126 203V202H125ZM165 203V202H164ZM262 203V202H261ZM55 204V203H54ZM59 204V206H60V203H58ZM65 204H66V202H65ZM78 204V203H77ZM76 204V205H77ZM82 204H84V203H82ZM116 204H117V202H116ZM120 204H122V203H120ZM129 204V203H128ZM144 204V203H143ZM260 204V203H259ZM263 205H264V203H262ZM69 205V204H68ZM76 205H73V206H75V207H73L72 208V210H71V212L73 211V212H77V210H76V208H77V206ZM161 205H162V203H161ZM166 205V204H165ZM15 206V205H14ZM31 206V205H30ZM45 206V205H44ZM52 206V205H51ZM58 206V207H59ZM63 206V205H62ZM61 206V207H62ZM79 206V205H78ZM128 206V205H127ZM135 206V205H134ZM32 207V208H33ZM50 207V206H49ZM124 207H126V206H124ZM129 207V206H128ZM162 207V206H161ZM160 207V208H161ZM27 208H28V206H27ZM46 208H48V207H46ZM53 208V207H52ZM56 208V207H55ZM82 208H83V206H82ZM89 208V207H88ZM92 208V207H91ZM102 208V209H101ZM113 208V207H112ZM111 208V210L113 211V209ZM136 208V207H135ZM146 208V207H145ZM144 208V209H145ZM159 208V209H160ZM14 209H15V207H14ZM58 209V208H57ZM81 209V208H80ZM90 209V208H89ZM101 209V210H100ZM115 209V208H114ZM125 209V208H124ZM169 209V208H168ZM168 209H166V212L168 211ZM263 209V208H262ZM13 210V209H12ZM27 210V209H26ZM32 210H34V209H32ZM63 210V209H62ZM65 210V212H68L66 209H64ZM81 210H83L84 211V209H81ZM92 210V209H91ZM102 210H107V212L106 211H102ZM117 210V209H116ZM150 210V209H149ZM17 211V210H16ZM43 211V210H42ZM52 211V210H51ZM88 211V210H87ZM128 211V210H127ZM144 211V210H143ZM146 211V210H145ZM160 211V210H159ZM172 211V210H171ZM170 211V212H171ZM33 212V211H32ZM31 212V213H32ZM37 212V211H36ZM39 212V211H38ZM61 212V211H60ZM70 212V213H71ZM73 212H72V214H73ZM85 212V211H84ZM83 212V215L85 214ZM90 212V211H89ZM117 212V211H116ZM119 212V211H118ZM152 212V211H151ZM263 212V211H262ZM8 213V214H7ZM12 213H14V212H12ZM62 213V212H61ZM78 213H79V211H78ZM91 213V212H90ZM89 213V214H90ZM92 213H94V212H92ZM123 213V212H122ZM137 213V212H136ZM167 213H169V211L167 212ZM172 213H175V212H173L172 211ZM15 214H16V212H15ZM36 214V213H35ZM57 214H58V212H57ZM76 214V213H75ZM74 214V215H75ZM141 214H143L142 212H141ZM171 214V213H170ZM14 215V214H13ZM31 215V214H30ZM60 215V214H59ZM67 215H68V213H67ZM73 215V216H74ZM81 215V214H80ZM79 215V216H80ZM91 215V214H90ZM94 215V214H93ZM98 215V214H97ZM120 215V214H119ZM126 215V214H125ZM124 215V216H125ZM12 215H10V217H11ZM58 216V215H57ZM78 216V215H77ZM87 216V215H86ZM92 216V215H91ZM129 216V215H128ZM128 216H127V218H128ZM144 216V215H143ZM142 216V217H143ZM172 216V215H171ZM16 217V216H15ZM56 217V216H55ZM59 217V216H58ZM62 217H64V216H62ZM85 217V216H84ZM123 217V216H122ZM160 217H161V215H160ZM167 217V216H166ZM17 218V217H16ZM19 218V217H18ZM54 218V217H53ZM60 218V217H59ZM87 218H88V216H87ZM87 218H85V219H87ZM126 218V219H127ZM131 218V217H130ZM164 218V217H163ZM28 219V218H27ZM61 219H63V218H61ZM66 219V218H65ZM73 219V218H72ZM78 219V218H77ZM81 219H82V216H81ZM90 218H88V220H89ZM97 219V218H96ZM95 219V220H96ZM105 219V220H104ZM14 220H15V218H14ZM14 220H12V221H14ZM17 220V219H16ZM37 220H38V218H37ZM57 220V219H56ZM79 220V219H78ZM84 219H82V221H83ZM108 220V219H107ZM136 220V219H135ZM157 220V219H156ZM5 221V222H4ZM11 221V222H12ZM35 221H36V219H35ZM62 221V220H61ZM74 221H75V219H74ZM90 221H92V220H90ZM120 221V222H119ZM127 221V220H126ZM138 221V220H137ZM136 221V222H137ZM165 221V220H164ZM4 222V223H3ZM10 222V223H11ZM34 222V221H33ZM54 222H55V220H54ZM59 222V221H58ZM70 222V221H69ZM68 222V223H69ZM86 222H87V220H86ZM111 222V221H110ZM114 222V223H115ZM124 222V221H123ZM135 222V221H134ZM163 222V221H162ZM167 222V221H166ZM169 222V221H168ZM167 222V223H168ZM2 223V224H1ZM8 223V222H7ZM16 223H17V221H16ZM26 223V222H25ZM60 223V222H59ZM63 224H64V222H62ZM74 223V222H73ZM76 223H77V221H76ZM81 223H83V222H81ZM147 223H149V222H147ZM14 224V223H13ZM75 224V223H74ZM80 224V223H79ZM79 224H78V226H79ZM86 224V223H85ZM88 224H89V222H88ZM88 224H86V225H88ZM115 224V225H116ZM126 224L127 223H125V225H124V227L126 226ZM137 224V223H136ZM143 224V223H142ZM159 224V223H158ZM162 224V223H161ZM169 224V223H168ZM175 224V223H174ZM177 224V223H176ZM62 225V224H61ZM60 225V226H61ZM76 225L77 224H75V227H76ZM81 225V224H80ZM91 225V224H90ZM97 225V226H98ZM128 225H130V224H128ZM166 223H165V229H167L166 228ZM5 226V225H4ZM25 226H26V224H25ZM37 226V225H36ZM59 226V227H60ZM74 226V225H73ZM83 226V225H82ZM82 226H81V230L83 229L82 228ZM93 226V225H92ZM106 226V225H105ZM118 226V225H117ZM135 226V225H134ZM160 226V225H159ZM163 226V224L161 225V227ZM169 226V225H168ZM173 226V225H172ZM179 226V225H178ZM177 226V227H178ZM10 227V226H9ZM16 227V226H15ZM33 227V223H31V221L29 222L28 221V230H25V231H23V232H13V234L11 235V234H9V236L8 237H6V238H3L5 235L4 234H2L1 232V234H0V264H21L20 262H21V260L24 258H21V252H22V248H23V246H25L28 242H31V241H33L34 242V240H33V237H34V233H31L30 231L31 230H29L30 228H32ZM65 227V226H64ZM109 227V226H108ZM121 227H122V225H121ZM160 227V228H161ZM175 227V226H174ZM19 228H20V226H19ZM18 228V229H19ZM27 228V227H26ZM70 228H72V227H69V229ZM74 228V227H73ZM80 228V227H79ZM85 228V230L87 229L86 228V226L84 227ZM92 228V227H91ZM99 228V227H98ZM102 228V227H101ZM110 228V227H109ZM119 228V227H118ZM131 228V227H130ZM135 228H136V226H135ZM1 229V228H0ZM5 229V228H4ZM13 229V228H12ZM11 229V230H12ZM16 229H17V227H16ZM23 229V228H22ZM63 229V228H62ZM65 229V228H64ZM93 229V228H92ZM103 230H104V228H102ZM105 229H107V228H105ZM120 229V228H119ZM125 229V228H124ZM123 229V230H124ZM126 229H128V226H127V228ZM125 229V230H126ZM144 229V228H143ZM148 229V228H147ZM3 230V229H2ZM48 230H49V228H48ZM71 230V229H70ZM74 229H72V231H73ZM88 230V229H87ZM122 230V229H121ZM129 230V229H128ZM136 230H137V228H136ZM135 230V231H136ZM149 230V229H148ZM169 230H171L170 228H169ZM173 230V229H172ZM1 231V230H0ZM15 231H17V230H15ZM41 231H43V230H41ZM78 231V230H77ZM92 231V230H91ZM90 231V232H91ZM97 231V230H96ZM105 231V230H104ZM117 231H119V230H117ZM166 231V233L168 234V230H165ZM175 231V230H174ZM190 231V230H189ZM9 232H11V231H9ZM8 232V233H9ZM67 232V231H66ZM98 232V231H97ZM102 232V231H101ZM106 232V231H105ZM140 232V231H139ZM138 232V233H139ZM192 232V231H191ZM4 233H6V231H4ZM39 233H41V232H39ZM64 233V232H63ZM70 233V232H69ZM73 233V232H72ZM71 233V234H72ZM86 233H88V231L86 232ZM85 233V234H86ZM120 233V236H118V237H120L121 238V240H123L124 241V244H125V242H126V244L127 245H130L129 246V248L131 247V243H132V239L133 238H131L132 236H130V233L129 234H126V233H124L123 231H120L119 232ZM136 233V232H135ZM134 233V234H135ZM165 233V232H164ZM163 233V234H164ZM171 233H172V231H171ZM176 233V232H175ZM182 233H183V231H182ZM36 234V233H35ZM48 233H46V235H47ZM75 234H77V233H75ZM82 234H84V230H83V233ZM85 234L84 235H81L82 237L83 236H85ZM90 234V233H89ZM89 234H86V235H89ZM101 234V233H100ZM117 234V233H116ZM133 234V233H132ZM131 234V235H132ZM133 234V235H134ZM188 234H190L189 232H188ZM187 234V235H188ZM2 235V236H1ZM8 235V234H7ZM45 235V236H46ZM67 235H69V234H67ZM94 235H96L97 237H99L98 235H97V233L95 234L94 233ZM93 235V236H94ZM106 235H107V233H106ZM141 235V234H140ZM143 235V234H142ZM146 235V234H145ZM144 235V236H145ZM181 235V234H180ZM191 235V234H190ZM73 236V235H72ZM93 236H91V237H93ZM114 236H116V235H114L113 234V237ZM135 236H137V235H135ZM146 236H148V235H146ZM256 236V235H255ZM38 237V236H37ZM42 237H44V236H42ZM41 237V238H42ZM63 237V236H62ZM75 237V236H74ZM73 237V238H74ZM81 237V238H82ZM97 237H96V239H94L93 240V242H92V240H90V242H92V243H94V245L95 244H97L98 242L96 241L97 240ZM108 237V236H107ZM134 237V236H133ZM149 237V236H148ZM160 237V236H159ZM187 237V236H186ZM194 237V236H193ZM258 238H259V236H257ZM260 237H261V235H260ZM262 237H263V235H262ZM36 238V237H35ZM39 238V237H38ZM47 238V237H46ZM84 238V237H83ZM86 238V237H85ZM93 238H95V236L93 237ZM136 238H138V236L136 237ZM135 238V239H136ZM141 238H142V236H141ZM158 238V237H157ZM37 239V238H36ZM40 239V238H39ZM44 239V238H43ZM75 239V238H74ZM78 239H80V238H78ZM135 239H133V240H135ZM160 239V238H159ZM164 239V238H163ZM183 239V238H182ZM261 239V238H260ZM63 240V239H62ZM73 240V239H72ZM88 240V241H89ZM107 240V239H106ZM110 240V239H109ZM118 240V239H117ZM121 240H120V242H121ZM146 240V239H145ZM148 240V239H147ZM190 240V239H189ZM36 241V240H35ZM38 241V240H37ZM43 241V240H42ZM47 241V240H46ZM66 241V240H65ZM80 241V240H79ZM88 241H85V242H88ZM103 241V240H102ZM108 241V240H107ZM149 241V240H148ZM155 241V240H154ZM158 241V240H157ZM166 241V240H165ZM32 242V244L34 245V243ZM48 242V241H47ZM76 242V241H75ZM97 242V243H96ZM99 242H101L100 241V239H99ZM138 242V241H137ZM153 242V241H152ZM168 242V241H167ZM167 242H164V243H166V244H168ZM257 242V241H256ZM262 242V241H261ZM37 244H38V242H36ZM67 243V242H66ZM108 243V242H107ZM122 243V242H121ZM120 243V244H121ZM136 243V242H135ZM134 243V244H135ZM139 243V242H138ZM155 243V242H154ZM157 243V242H156ZM192 243V242H191ZM29 244V243H28ZM64 244V243H63ZM62 244V245H63ZM72 244V243H71ZM75 244V243H74ZM74 244H72V245H74ZM85 244V243H84ZM83 244V245H84ZM87 244H89V242L87 243ZM91 244V243H90ZM89 244V245H90ZM106 244V243H105ZM125 244V245H126ZM141 244V243H140ZM152 244V243H151ZM150 244V245H151ZM171 244V243H170ZM190 244V243H189ZM260 244V243H259ZM40 245V244H39ZM68 245V244H67ZM71 245V246H72ZM80 245V244H79ZM81 245H82V243H81ZM82 245V246H83ZM93 245V247H96L97 245H99V243L96 245V246H94ZM143 245V244H142ZM156 245V244H155ZM27 246V245H26ZM25 246V247H26ZM70 246V245H69ZM85 246H86V244H85ZM101 246V245H100ZM106 246V245H105ZM139 246V245H138ZM165 246V245H164ZM170 246V245H169ZM174 246V245H173ZM172 246V247H173ZM190 246H191V244H190ZM227 246V245H226ZM260 246V245H259ZM57 247V246H56ZM84 247V246H83ZM93 247L91 248V249H93ZM125 247V246H124ZM147 247H148V244H147ZM153 247V246H152ZM151 247V248H152ZM166 247V246H165ZM168 247V246H167ZM166 247V248H167ZM63 248V247H62ZM67 248V247H66ZM76 248V247H75ZM88 248V247H87ZM103 248V247H102ZM127 248V247H126ZM133 248V247H132ZM29 249V248H28ZM40 249V248H39ZM86 249V248H85ZM142 249V248H141ZM172 249V248H171ZM258 249V248H257ZM55 250V249H54ZM75 250V249H74ZM77 250V249H76ZM75 250V251H76ZM88 250V249H87ZM87 250H84L83 248H81V246L78 248V250L76 251L77 252V257H78V255L80 256V254L82 255L83 253H85V252H88ZM134 250V252H135V249H133ZM143 251H144V249H142ZM148 250V249H147ZM149 250H150V247H149ZM152 250H153V248H152ZM174 250V249H173ZM234 250V249H233ZM37 251V250H36ZM39 251H41V250H39ZM52 251H53V249H52ZM58 251H60V250H58ZM99 251V250H98ZM102 251V250H101ZM104 251V250H103ZM146 251V250H145ZM32 252V251H31ZM61 252H63V251H61ZM76 252L74 253V254H76ZM96 252V251H95ZM133 252V253H134ZM139 252V251H138ZM147 252V251H146ZM153 252V251H152ZM151 252V253H152ZM160 252V251H159ZM166 252V251H165ZM233 252V251H232ZM258 252H259V250H258ZM29 253V252H28ZM51 253V252H50ZM55 252H53V254H54ZM64 253H68V252H65L64 251ZM71 253V252H70ZM91 253V252H90ZM89 253V254H90ZM93 253V254H92ZM91 253V255H90V257H88V258H90V260L87 258V256H86V254H83V256H85L86 258V263L87 264H95L94 263V261H96V260H98V258L99 257H96L95 258V256L96 255H94V254H96V253H94V251ZM150 253V254H151ZM169 253V252H168ZM174 253V252H173ZM172 253V254H173ZM254 253V252H253ZM24 254V253H23ZM26 254V253H25ZM61 254V253H60ZM88 254V253H87ZM101 254V253H100ZM107 254V253H106ZM135 254H138V253H135ZM139 254H140V252H139ZM139 254H138V257H137V259H138V261H139V264H152L151 263V258H148L147 256V258L149 259V260H147V258L146 259H144L143 257V259L141 258L140 260H139ZM145 254V253H144ZM149 254V253H148ZM149 254V255H150ZM167 254V253H166ZM248 254V253H247ZM260 254V253H259ZM28 255V254H27ZM50 255V254H49ZM56 255V254H55ZM58 255V254H57ZM64 255V257H65V254H63ZM68 255H69V253H68ZM73 255V254H72ZM72 255H71V258H72ZM143 255V254H142ZM141 255V256H142ZM153 255V254H152ZM180 255V254H179ZM35 256V255H34ZM40 256H41V254H40ZM46 256V255H45ZM61 256V255H60ZM67 256V255H66ZM70 256V255H69ZM76 256V255H75ZM83 256H80V257H83ZM97 256H100V255H97ZM102 256V255H101ZM135 256V255H134ZM145 256V255H144ZM167 256V255H166ZM169 256H171L170 254H169ZM184 256V255H183ZM257 256V255H256ZM29 257H30V255H29ZM36 257V256H35ZM62 257V256H61ZM108 257V256H107ZM149 257H151V256H149ZM173 257H174V254H173ZM178 257V256H177ZM185 257V256H184ZM21 258V259H20ZM34 258V257H33ZM55 258V257H54ZM66 258H68V257H66ZM166 258V257H165ZM183 258V257H182ZM187 258V257H186ZM56 259V258H55ZM59 259V258H58ZM74 259V258H73ZM82 259H84V258H82ZM84 259V260H85ZM96 259V260H95ZM169 259V258H168ZM172 259V258H171ZM189 259V258H188ZM65 260V259H64ZM68 260V259H67ZM72 259H70V261H71ZM80 260V259H79ZM152 260H154L153 258H152ZM164 260V259H163ZM174 260V259H173ZM184 260H185V258H184ZM25 261H26V259H25ZM31 261V260H30ZM29 261V262H30ZM38 261H40V260H38ZM48 261V260H47ZM46 261V262H47ZM55 261V260H54ZM56 261H58V260H56ZM60 261V260H59ZM76 261H78V260H76ZM81 262H82V260H80ZM102 261V259L100 260V262ZM104 261V260H103ZM110 261H111V259H110ZM149 261H150V263H149ZM178 261H180V260H178ZM42 262V261H41ZM41 262H40V264H41ZM45 262V259H44V263H46ZM72 262V261H71ZM74 263H75V261H73ZM80 262V264H83V262L81 263ZM99 262V263H100ZM153 262V261H152ZM182 262H184V261H182ZM198 262V261H197ZM23 263V262H22ZM43 263V262H42ZM62 263V262H61ZM97 263V262H96ZM25 264V263H24ZM51 264V263H50ZM56 264V263H55ZM73 264V263H72ZM98 264V263H97ZM102 264V263H101Z\"/></svg>",
  "mask_w": 264,
  "mask_h": 264
},
{
  "label": "water",
  "instance_id": "obj_3",
  "mask_svg": "<svg viewBox=\"0 0 264 264\" xmlns=\"http://www.w3.org/2000/svg\"><path fill=\"white\" fill-rule=\"evenodd\" d=\"M13 1L14 0H0V8L4 5H10ZM17 1H20L22 3L23 9L28 13L29 17L32 19L34 25L36 26V30L42 33L46 37L50 46L56 49L62 55L71 56L68 52L56 47L54 40H52L51 35L46 30V26H44L42 23L40 14L36 13V10L34 9V0H17ZM119 1L128 9L130 15L134 17V13L129 2L127 0H119Z\"/></svg>",
  "mask_w": 264,
  "mask_h": 264
}]
</instances>
